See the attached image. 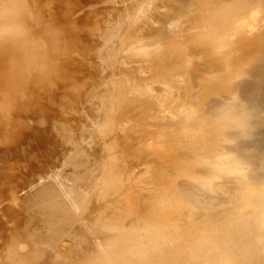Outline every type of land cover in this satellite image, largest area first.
Instances as JSON below:
<instances>
[{"label": "rangeland", "instance_id": "obj_1", "mask_svg": "<svg viewBox=\"0 0 264 264\" xmlns=\"http://www.w3.org/2000/svg\"><path fill=\"white\" fill-rule=\"evenodd\" d=\"M23 1V0H22ZM34 1H38V4L41 6V8H42V10H41V14H42V17H43V19H44V22L42 21V23L41 24H39V25H37L36 24V19L34 18V16L32 15L31 17L30 16H25V18H24V26L26 25L27 26V28H25L26 30H28V31H30V36L32 37L31 39H28V41L30 40L31 41V43H30V41H29V43L27 42V45H28V47H30L29 45H31V47H30V50H31V52L33 51V52H36V48H35V43H36V47H37V40L38 39H36V38H38V37H40V36H43V33H42V29H43V26H45V24L48 26V27H52V29H53V31H55V32H57V34H58V37H59V39L60 40H58V45H60V46H63L62 44L63 43H65V42H67L66 41V39H67V34H64L63 35V33H61L62 31H63V29H64V27H65V22H66V20L64 19V18H66V16H67V13H66V16H65V12H68V13H70V12H72V13H77V12H80L81 10H80V7L81 6H84V7H82L83 9L86 7V8H89L90 6V4H91V1L90 0H46V1H44V0H25V5L26 6H29V7H31L30 5H33V3L32 2H34ZM47 1H48V4H47ZM90 3V4H89ZM23 4H24V2H23ZM28 4V5H27ZM63 4V5H62ZM44 7H43V6ZM46 5V6H45ZM93 5H95V4H93ZM93 5H91V6H93ZM127 5V4H126ZM125 4H124V6H126ZM116 6V5H115ZM120 6H122V4L121 5H119L118 7H120ZM127 6H129V5H127ZM77 8H79V10L80 11H78V9ZM100 8H103V7H99V6H95V8H92L91 10H98V9H100ZM30 9V8H29ZM65 9H66V11H65ZM71 10V11H70ZM71 14V13H70ZM95 14V13H94ZM62 15V16H61ZM83 14H80V15H78V16H74V17H72L70 20H73L75 23H77V22H81L82 23V16ZM133 15V14H132ZM132 15L130 16H128V18H126V20L125 19H120L119 20V22L117 21V22H115L116 21V17H115V19L114 18H112L111 20V24L112 25H114V29H113V31L111 30V31H109L108 32V34H109V36L108 37H110V38H112V39H110V38H108L107 37V39H110V41L109 40H107V46L105 45V46H100V44H97L96 46H89L88 44H86V41H82V42H80L79 44H77V48H75V49H73V51L72 52H75L74 53V57H73V60L75 61L72 65H66L65 64V62H66V58L65 57H63L62 55H59L58 54V56L57 55H55V61L57 62V66H58V73H57V75H55V82L53 83V82H51V84H50V87H48L47 88V86H44V83L42 84V83H37V81H34V79L32 78V76L31 75H29L30 76V79H29V77H27V74H28V71H26V68H25V61H27V60H25L22 56H20L17 60V66H19L18 68H14V69H16L15 70V72H17V73H15L16 75L14 76L13 75V78H9V79H7V81H6V83H5V80H4V73L5 72H7L8 71V69H10V65H8V64H10L9 62H10V53H8L9 51H10V49L9 48H6V47H8V46H4L3 45V49H1L0 51H2V53L0 52V75L2 74V79L3 80H1V76H0V95H1V97L0 98H2V96H4L3 98H2V100L0 99V101H1V103H0V121L1 122H7V121H11V120H9L10 119V114H11V111L10 110H12V112L14 113L15 111H16V109H20V110H22V109H25L24 107H26V109L27 110H24V111H26L25 113L26 114H29V112H31L32 113V117L29 119L28 118V120L30 121V123H27L28 122V120L26 121V120H24V122L26 123V126L27 127H30L31 126V128H34V129H38V130H40V133H42V136L44 137V138H46V141L45 142H42V143H40L39 145V147L37 146V145H35V144H33L34 142V140L33 139H31V135H29V137H28V134H27V136H26V138H27V141H25V139H23V140H21V139H16L15 141H13L11 138L9 139L8 138V136H9V134L10 133H12V131L14 130V129H10V127H8V126H4V125H2V127L0 126V135H1V133H2V135L3 134H5V135H7L6 136V141H4L5 139H3L2 137V139L0 140V176H2V174H9V173H14V174H16V173H21V175L19 176L18 174H16L15 176H14V178H13V180L12 181H9L10 182V186H12L13 187V190H16L17 191V185H19V182L22 180H24L23 178H25V177H23V176H26L27 175V177H28V181L26 182V184H24V182H22L21 181V183L22 184H24V188L25 189H29V188H32L34 185L36 186V185H39V184H41L40 183V181L42 182L43 180V182H42V185L44 184V185H46V186H48L47 188V192L48 191H50L51 190V187H53V185H54V180H53V178H56V175L58 176V179L60 180V181H64L65 183H66V185H67V188H70V187H74L75 188V190L80 194V195H82L83 196V202L81 203V207L78 209V210H76L75 212H73V211H70V212H65V214L64 215H67L68 217H66L67 218V220H66V218H65V220H66V222H65V220L62 218V220H61V222H59V224L60 223H62V221L66 224V225H64L63 223L60 225V226H58V225H56L57 223H55L53 220L51 221L50 220V218H48L46 215H43V212H42V214H41V212H38L37 213V216H36V214H35V218L34 219H32L33 221H32V223L31 224H34V225H36V227L37 228H35V229H33L35 226H33L30 230H32V232L34 231H36V233H31L32 235H33V237H34V239H35V237L37 236V234H38V236H37V238L35 239L36 241L38 240V242H37V244H38V246L39 247H41V249L43 250L41 253H43V254H41V256H40V258L42 259V257H47V258H50V259H47V264H124L125 262L127 263V264H135L134 263V261L135 260H137L139 263L141 262V263H143V261H145L144 262V264H156V262L158 263V264H168V262H169V264H222V262H221V260H219L218 261V258L219 259H221L222 257V253H220V252H216V249L217 248H222V247H219V246H223L224 245V243H223V240H225V239H227V237L229 236H227L226 238H225V236H226V234H228V233H233V232H230V229H232L233 230V228L231 227V226H236V225H242L241 224V222L242 221H240L241 220V218H243L244 216H246L247 214V212H248V210L247 209H243L242 208V206H239L240 204H241V202L240 201H238L239 200V198H237V197H239L240 196V193H241V191L243 190L244 191V187H243V184L245 183V181L246 180H244V179H241L240 180V176H237L238 174H236L235 172L233 173L232 171V167L233 166H230L231 165V163H228V161L227 162H225L226 163V166H225V163H223L224 164V167L223 168H221L222 170L221 171H217V168L218 167H220L219 166V164L221 163L220 161H222V160H224L225 159V157H226V159L230 156V153L228 152L229 150L227 149L226 150V148L228 147V145H226V142L223 144V140L222 139H220V140H222V141H220L221 142V144L220 145H222V148L224 147L225 149H217V147H220L219 146V143L220 142H218L219 141V135H218V133H216V131H215V129L213 130V128L211 127V126H209V124L207 123V122H205L206 121V119L204 118V117H201V119H200V117L199 116H202V109H201V106H200V108H199V106L198 105H195L196 103L195 102H197L198 101V99H194L193 98V95L191 94L192 92H189V91H195V90H197V89H192L191 88V90L189 89L190 87H192V83H191V85L190 84H185L181 79H179V78H181V76L183 77V75L181 74V76H180V74L179 73H177V72H175V73H177V74H175L173 77L172 76H170V74H171V72L173 71V69H174V66L171 64V63H169L168 62V60L167 59H162V58H160V59H162V61L161 62H159V63H156V66H155V63H154V61L155 60H153V61H150V60H148L149 62H152L151 64H154V65H149L146 61H144V62H142V60H141V58H140V60H141V63L140 62H136V61H140L139 59L137 60V57L139 58V56H137V55H135V53L133 52V50H132V47L133 46H135L136 45V43L138 42V40L140 39V37H141V35H139V33H140V31H141V29L140 30H138V28H136L134 25H132L133 24V18H132ZM45 17V18H44ZM102 17L103 16H99V19H102ZM34 18V19H33ZM104 18V17H103ZM106 18V17H105ZM104 18V19H105ZM67 19V18H66ZM80 19H81V21H80ZM65 20V22H64V24H63V22L62 21H64ZM121 21H123L122 22V25H121ZM120 23V24H119ZM125 23V24H124ZM128 23L130 24L129 26H128ZM37 25V26H36ZM64 25V26H63ZM25 26V27H26ZM122 26V27H121ZM134 27V29H130L129 27ZM31 27V28H30ZM29 28V29H28ZM122 30H121V29ZM31 29V30H30ZM59 30H61V31H59ZM107 31V29L104 27V28H97V32H95V34H94V36H92V37H90V38H92V39H95L97 42H99V40H97V39H99L100 38V36L102 35V33L103 32H106ZM135 30V31H134ZM138 30V31H137ZM59 31V32H58ZM137 34H136V33ZM101 35H100V34ZM116 33V34H115ZM99 34V35H98ZM131 34H132V36H131ZM135 34V35H134ZM61 35H63V36H61ZM128 36H129V38H128ZM131 36V37H130ZM133 36L135 37L134 39H133ZM47 37V36H46ZM137 37V38H136ZM65 38V39H64ZM128 38V39H127ZM1 39V38H0ZM36 41H34V40ZM62 39V40H61ZM114 39V40H113ZM3 40V39H2ZM1 40V41H2ZM68 40V39H67ZM5 41V40H4ZM61 41V42H60ZM95 41V42H96ZM116 42V44H115V42ZM3 42V41H2ZM60 42V43H59ZM114 42V43H113ZM100 46V47H99ZM96 47H99V53L100 54H97L96 55V53H98V51H96V50H98ZM108 47H109V49H108ZM88 48V49H87ZM96 48V49H95ZM102 48H105V49H102V51H101V49ZM114 48V49H113ZM9 50V51H5V50ZM34 49H35V51H34ZM110 50V51H109ZM89 51V52H88ZM93 51L95 52V54H93ZM20 52H21V50H20ZM32 52V53H33ZM101 52H102V56H101ZM5 53H6V55H5ZM7 53H8V55H7ZM88 53V54H87ZM78 54V55H77ZM86 54H87V56H86ZM2 55V56H1ZM121 55V56H120ZM122 55L124 56V57H126L127 58V60L128 61H130V62H128V61H126V59H124L123 57H122ZM56 56H57V58H56ZM77 56V57H76ZM95 56H96V58L97 57H99L100 58V60H96V58H95ZM128 56V57H127ZM9 59H7V58ZM120 57V58H119ZM123 59H122V58ZM77 58V59H76ZM99 58H97V59H99ZM133 58V59H132ZM95 59V60H94ZM119 59V60H118ZM129 59H132V62L133 63H131V60H129ZM64 60V61H63ZM133 60H136V61H133ZM164 60V61H163ZM1 61H3V62H1ZM82 61V62H81ZM88 61V62H87ZM89 61H90V63H92V65L91 66H88L87 64H89ZM102 63H101V62ZM118 61V62H117ZM119 61H120V63H121V65L123 64V66H120V65H118V63H119ZM159 60H157V62H158ZM20 62V63H19ZM98 62H100L99 64H98ZM109 62V63H108ZM112 62L113 63H116L117 64V67L115 66V65H113L112 64ZM123 62V63H122ZM124 62H128V64L126 63H124ZM135 62V63H134ZM166 62V63H165ZM27 63V62H26ZM119 63V64H120ZM130 63V64H129ZM161 63V64H160ZM168 64V65H165V64ZM4 64V65H3ZM19 64V65H18ZM103 64V65H102ZM108 66H107V65ZM148 66H147V65ZM169 64L171 65L170 67H169ZM97 65H102L101 67H99V66H97ZM132 65V66H131ZM136 65V66H135ZM141 65L142 67L141 68H139V66ZM163 65V66H162ZM30 65H28V67H29ZM97 68H96V67ZM111 66V67H110ZM114 66V67H113ZM128 66H130V70H129V67ZM134 66V67H133ZM147 66V67H146ZM168 66V67H167ZM173 66V67H172ZM91 67H95L94 69L93 68H91ZM125 67V68H124ZM128 67V69H127V71H124V69L126 70V68ZM131 67H132V72H131ZM164 67H166V68H168L166 71H165V68ZM6 68H8V69H6ZM136 68H138L137 70H134V69H136ZM150 68V69H149ZM152 68H154V69H152ZM170 68V69H169ZM172 68V69H171ZM197 68H199V69H197ZM197 70H193V69H191L190 71H193L191 74V77L193 76H195L196 77V79L198 80V81H209L208 80V78H209V74L208 73H206L205 71H207V70H209V69H205V67H203V69L205 70V71H203V69L201 70L200 68H201V66H197ZM21 69V70H20ZM102 69V70H101ZM118 69V70H117ZM142 69V70H141ZM148 69V70H147ZM158 69V70H157ZM94 70V71H93ZM121 70H123V72H125V73H127V76L129 77L128 79H126L125 77H127L126 75H124V74H122V71ZM129 70V71H128ZM145 70H147L148 72H149V75L151 74V76H155L156 77V75L158 76V75H161L162 73H165V77H157L159 80H157V78H154V76H153V78H154V81H153V78L151 77L150 79H149V75H148V72L147 71H145ZM150 70L152 71V73H154V74H152V73H150ZM156 70H157V73H155L156 72ZM160 70V71H159ZM162 70H164V71H162ZM199 70V71H198ZM107 71V72H106ZM133 71H135L134 72V75H135V73H136V75H138L139 73H140V76L138 75V76H134V75H132L133 74ZM139 71V72H138ZM189 71V72H190ZM199 72L200 73V76L198 75L197 76V74L198 73H194V72ZM201 71L202 72H204V74H201ZM4 72V73H3ZM25 72H26V74H25ZM100 72V73H99ZM129 72H131V73H129ZM138 72V73H137ZM170 72V73H169ZM65 73V74H64ZM144 74V76H142L143 74ZM69 74V75H68ZM103 74V75H102ZM129 74V75H128ZM131 74V75H130ZM147 74V75H146ZM156 74V75H155ZM179 74V75H178ZM195 74V75H194ZM107 75V76H106ZM203 76V78L204 79H202V76ZM91 76V77H90ZM116 76V77H115ZM122 76H124V77H122ZM133 77V78H131V77ZM148 78V80H147V78ZM168 76H170V77H168ZM190 76V75H189ZM205 76V77H204ZM207 76V77H206ZM101 77V78H100ZM114 77V78H113ZM167 77V78H166ZM197 77H199L200 79H198ZM32 78V79H31ZM95 78V79H94ZM99 78H100V80H99ZM104 78H105V80L107 81V82H105L104 81ZM108 78H110V79H108ZM125 78V79H124ZM131 78V79H130ZM138 78H140V79H138ZM141 78H142V80H143V82H137L136 84H135V82L136 81H139V80H141ZM144 78H146V81L144 80ZM207 78V80H205ZM10 79H14V80H11L10 82H9V80ZM27 79V80H26ZM29 79V80H28ZM59 81H58V80ZM73 79V80H72ZM83 79V80H82ZM98 79V80H97ZM111 79H113V80H111ZM137 79V80H136ZM167 79H169V80H167ZM36 80V79H35ZM110 80V81H109ZM125 80H127V81H125ZM133 80H136V81H133ZM141 80V81H142ZM172 80H174V81H172ZM175 80H176V82H175ZM178 80V81H177ZM4 82V84L2 83V82ZM16 81V82H15ZM88 81V82H87ZM100 82V84H99V82ZM168 81V82H167ZM172 81V82H171ZM180 81V82H179ZM182 81V82H181ZM15 83V84H13V83ZM92 82V83H91ZM109 82V83H108ZM186 82V81H185ZM201 82H199V84L201 83ZM8 83V84H7ZM32 83H34V84H32ZM36 83V84H35ZM83 83V84H82ZM96 83H98V84H96ZM105 83V84H104ZM172 83V84H171ZM183 83V84H182ZM187 83V82H186ZM12 84V86H9V85H11ZM19 84V85H18ZM102 84H104L105 86H102ZM107 84V85H106ZM138 84V85H137ZM140 84H142V85H148V86H157V87H161L162 88V90H163V88H164V86H167V84L171 87V93L170 94H165V92L164 91H160V92H162L161 93V95H160V92H158V94H139L138 96H135V95H137L139 92V90H138V87L140 86ZM150 84V85H149ZM152 84V85H151ZM162 84H165V85H162ZM174 85V86H171V85ZM177 84H179V85H177ZM202 84V83H201ZM16 85V86H15ZM37 85V86H36ZM82 85V86H81ZM117 85V86H116ZM186 85V86H185ZM190 85V86H189ZM4 86H6V87H4ZM76 86V87H75ZM99 86V87H98ZM127 86V87H126ZM184 86V87H183ZM3 87L5 88V89H3ZM16 87H20L19 89L18 88H16ZM68 87H70V88H68ZM71 87H72V89H74V92H73V90L71 89ZM79 87H81V88H79ZM87 87H92V89H93V94L95 95V98L94 97H91V99H89L88 98V95H84V93H86L85 92V89L87 88ZM95 88V90H94V88ZM102 87V88H101ZM121 87V88H120ZM141 87V86H140ZM180 87V88H179ZM187 87V88H186ZM189 87V88H188ZM7 88V89H6ZM16 88V89H15ZM51 88V89H50ZM75 88H76V90H78L77 92H76V90H75ZM96 88H100L98 91L96 90ZM123 88V89H122ZM133 88L136 90V92L133 90ZM160 88V89H161ZM173 88V89H172ZM181 88H184L185 89V91H186V94L188 95L189 93V96H187L186 97V94H185V91H184V89H181ZM1 89H3V91L1 90ZM12 89V90H11ZM67 89V90H66ZM71 89V90H70ZM107 89H109L108 91H107ZM126 89V90H125ZM131 89V90H130ZM177 89V90H176ZM14 90H16V92L14 91ZM132 91L133 92H135L136 94H134V93H132ZM183 91H184V93H183ZM70 92V93H69ZM73 92V93H72ZM103 92H105L104 94H103ZM106 92H107V95H105L106 94ZM108 92H109V94H108ZM128 92V93H127ZM129 92L131 93V94H129ZM164 92V93H163ZM189 92V93H188ZM14 93V94H13ZM27 93H28V95H27ZM99 93L101 94V95H99ZM114 93V94H113ZM121 93V94H120ZM124 93L126 94V96L127 97H130L131 95H132V97H134L135 96V100H132L131 99V97H130V100L128 99V98H125V95H124ZM11 94H13V95H11ZM18 94V95H17ZM32 94V95H31ZM98 96H97V95ZM112 94V95H111ZM178 94H180V95H178ZM16 95V96H15ZM30 95V96H29ZM42 95V96H41ZM76 95V96H75ZM105 95V96H104ZM110 95V96H109ZM129 95V96H128ZM162 95H164V96H162ZM170 95V96H169ZM177 95V96H176ZM192 95V96H191ZM196 95H198V97L200 96V98H201V96H202V100H204L203 99V97H208L207 96V94L206 95H204V94H195L194 96H196ZM220 95V97L221 96H224L225 97V95L227 96L228 94H223V95H221V94H219ZM219 95L217 94V96L218 97H216V94L215 95H212V96H215L213 99H219ZM6 96V97H5ZM7 96L9 97V99L7 98ZM77 96H80V97H77ZM103 96V98H101V104L103 103V101H104V103H105V99H107V97H108V99L106 100L107 101V105H109V106H104V107H106L105 109H104V107H102L103 105H105V104H103L102 106H100L101 104L100 103H98V102H100V97H102ZM107 96V97H106ZM154 96V97H153ZM162 96V97H161ZM193 98V99H191V97ZM211 96V95H210ZM210 96H209V99H211L210 98ZM13 97V98H12ZM16 97V98H15ZM20 97H22L21 99H19ZM99 97V98H98ZM104 97H106L105 99H104ZM113 97V98H112ZM140 98L141 99V101L143 100L144 101V106L145 105H147L148 103H150L149 102V100L151 101V103L152 102H154L153 103V105L152 104H148L149 106L147 107H145V109H146V111H147V109H150V106L152 105V106H154V104H155V107H151V111H147L148 113H146V115H145V117H144V115L143 116H136V114L135 113H137V115H140V114H138V113H140V111L142 110V108L144 107L143 105H142V107L140 108L141 110L139 111V108L138 107H140V106H137L138 104L137 103H140V102H138V99L137 98ZM166 97V98H165ZM171 97V98H170ZM178 97V98H177ZM189 97V98H188ZM197 96H196V98H198ZM5 98V99H4ZM7 98V99H6ZM17 98H18V100H17ZM75 98V99H74ZM77 98V99H76ZM84 98V99H83ZM86 98V99H85ZM88 98V99H87ZM92 98H93V100H92ZM112 98V99H111ZM115 98L116 99H118V100H115ZM143 98V99H142ZM149 98V99H148ZM157 100H156V99ZM168 98H170V99H168ZM15 99V100H14ZM47 99V100H46ZM97 99V100H96ZM114 99V100H113ZM123 99H124V101H123ZM127 99H128V102H129V104H128V102L126 103L125 101H127ZM134 99V98H133ZM144 99H146L147 101H148V103L147 102H145L146 100H144ZM205 99H207L208 100V98H205ZM9 102V103H7V101ZM11 100H12V102H11ZM20 100V101H19ZM68 100H69V102H68ZM90 100H92L91 102H90ZM103 100V101H102ZM159 100H160V102H159ZM178 102H177V101ZM183 100V101H182ZM200 100V99H199ZM6 101V102H5ZM86 101H88L90 104H91V106H89L88 105V103L86 104ZM110 101V102H109ZM133 104H136L135 106V108H134V105L132 106V103ZM136 103H135V102ZM204 101H206V100H204ZM204 101H201V102H204ZM14 102V103H13ZM80 102V103H79ZM117 102H119L118 104H117ZM123 102V103H122ZM124 102L126 103V104H128V105H130L131 104V106H129V108L131 107H133V109H135L136 111H133L131 108L129 109V108H127V110L129 109L130 110V112H128V113H132L131 115L130 114H127L129 117H131L130 118V120H132V121H134L135 119H138V120H136L139 124H141L140 125V127H139V124L137 123V122H135L134 121V123H131L132 121H130L129 122V119H127V118H129L126 114H125V116H127V117H125L124 116V113L122 114V112H123V108H126V107H124ZM158 102V103H157ZM165 102V103H164ZM167 102V103H166ZM182 102V103H181ZM189 102H190V104H189ZM194 102V103H193ZM201 102H197V103H199V105H200V103ZM4 103H5V105H8V107H3L4 106ZM33 103V104H32ZM36 103H38L37 104V106H36ZM78 103H79V105L81 106L82 104H83V106L81 107V109L79 108L80 106H78ZM94 103V104H93ZM97 103V104H96ZM179 103V104H178ZM193 103V105H195V106H193V105H191ZM2 104V105H1ZM21 104L23 105L22 106V108H21ZM93 104V105H92ZM99 104V105H98ZM114 104V105H113ZM121 104H123L122 106H123V108H122V106H121ZM125 104V106H127L128 107V105H126ZM141 104H143V103H140L139 105H141ZM159 104V105H158ZM170 104V105H169ZM182 106H181V105ZM20 105V106H19ZM29 105V106H28ZM34 105V106H33ZM58 105V106H57ZM62 107H61V106ZM95 105V107H97V110L95 109V107H93ZM97 105V106H96ZM113 105V106H112ZM157 105H158V107H157ZM173 105V106H172ZM57 106V107H56ZM72 107V108H70V107ZM98 106H100L103 110H109L110 109V111H114V114L112 113V112H108L107 111V113H105V111H102V109L99 107L98 108ZM111 106L113 107V108H111ZM160 106V107H159ZM164 106V107H163ZM167 106H168V108H167ZM170 106V107H169ZM4 108V110H6L8 113H9V115H8V113L5 111V112H3L4 110H3V108ZM64 107L66 108V109H64ZM157 107V112H156V110H155V112L154 111H152L153 109H155ZM195 107H197L196 109H197V111H196V109H194ZM8 108V109H7ZM9 108H10V110H9ZM13 108V109H12ZM54 109V111H56V113H57V116H58V123H59V126L62 128V127H64L65 129H66V131L65 130H63V131H65V132H62L61 131V136L62 137H60L59 135H56V133H57V131H55V130H53V129H51V128H49L48 126H47V123H45L46 121H47V119L45 118V116H38V117H35L34 116V114H33V112L34 111H38V110H41V111H43V110H45V109ZM69 110H68V109ZM108 108V109H107ZM119 108H121V110L119 109ZM138 109V111H137V109ZM164 111H161V109ZM72 109V110H71ZM73 109H75V110H73ZM96 110L95 112L93 111V110ZM99 109V110H98ZM101 109V110H100ZM182 109V110H181ZM9 110V111H8ZM81 110H83V112H81ZM90 110V111H89ZM127 110L125 109L124 111L125 112H127ZM128 110V111H129ZM160 110V111H159ZM171 110V111H170ZM173 110H175V111H173ZM201 110V111H200ZM76 113H75V112ZM102 111V112H101ZM122 111V112H121ZM145 110H142L141 111V113L143 114V113H145L144 112ZM182 111V112H181ZM198 111H200V112H198ZM80 112H81V114H80ZM94 112V113H93ZM97 112V113H96ZM104 113V115L103 114H101V113ZM116 112H118V114L116 113ZM119 112H121V114H122V116H119ZM153 112V113H152ZM159 112H163V114H161V113H159ZM179 114H178V113ZM192 112V113H191ZM5 113V114H4ZM83 113H85V115L83 114ZM96 113V114H95ZM109 113H110V115H109ZM150 113V114H149ZM154 113L156 114V117H154V116H151V114L152 115H154ZM157 113H158V115H157ZM167 113H169V118L168 117H166V115H167ZM171 113V114H170ZM184 113V114H183ZM199 113V114H198ZM83 114V115H82ZM91 114H92V116H91ZM115 114H117L118 116V118H119V120H122V118L124 119V118H126V119H124V120H122L123 122H126L127 123V125H126V123H123L122 121L120 122V123H118L119 121H118V118L117 117H115L114 115ZM141 114V115H142ZM147 114L148 115H150L151 116V118H149L150 116H147ZM166 114V115H165ZM5 115H7V119H6V116ZM162 115H163V119L164 120H167V121H169L170 123H177V126L176 125H173V124H171V125H173L175 128H174V131H172L171 132V129H173V126H169L170 125V123L168 124V122H166V121H163L162 120ZM174 115H179V116H174ZM182 115V116H181ZM1 116H3V118L5 117V119H3ZM8 116H9V118H8ZM99 116V117H98ZM102 118H101V117ZM107 116V117H106ZM124 116V117H123ZM136 116V118H134ZM158 116H160V118L158 117ZM40 117H41V121H40ZM88 117V118H87ZM97 117V118H96ZM121 117V118H120ZM138 117H140V118H138ZM143 117V119H141ZM172 117V118H171ZM20 118H22V116L20 117ZM19 118V119H20ZM96 119V121H95V119ZM114 118L115 119H117V121L116 120H114ZM147 118V119H146ZM153 118H155V119H157V121H156V123L158 124V128H159V126H160V129L158 130H155V131H157L156 133H155V131H154V129H156L157 127H153L152 125H150L149 124V126H147L148 125V121L147 120H149L150 122H151V124H155V122L153 123L152 121H154V119ZM183 118V119H182ZM19 119H17V120H19ZM92 119V120H91ZM103 121H102V120ZM139 119H140V121H139ZM162 120V121H160V123H159V120ZM170 119V120H169ZM177 119V120H176ZM179 119V120H178ZM200 119V120H199ZM7 120V121H6ZM32 120V121H31ZM84 120H86L85 122H83ZM87 120L89 121V122H87ZM95 122H94V121ZM106 120V121H105ZM127 120V121H126ZM145 121L147 124H146V126H144L143 124H145V122H143V121ZM172 120V121H171ZM192 120V121H191ZM61 121V122H60ZM99 121H101V122H99ZM112 121V122H111ZM176 121V122H175ZM44 122V123H43ZM79 122V123H78ZM83 122V123H82ZM87 122V123H86ZM93 122V123H92ZM118 123V124H116L115 125V123ZM163 122V123H162ZM164 122H166L165 123V125H167V126H165L164 125V127L162 126L161 127V125H163L164 124ZM180 122V123H179ZM184 122V123H183ZM188 122V123H187ZM66 123V124H65ZM81 123H82V125H81ZM88 124V125H84L83 126V124ZM103 123V124H102ZM136 123V125H131V124H135ZM143 123V124H142ZM162 123V124H161ZM190 123V124H189ZM206 123V124H205ZM5 124V123H4ZM68 124V125H67ZM90 124V125H89ZM97 124V125H96ZM101 124V125H100ZM107 124H110V125H107ZM120 124V125H119ZM159 124H161V125H159ZM180 124H182L183 125V127H180V129H178V125L179 126H182V125H180ZM192 124V125H191ZM103 125V126H102ZM124 125L127 127V128H125L124 127ZM131 125V126H130ZM138 125V126H137ZM185 125V126H184ZM204 125V126H203ZM88 126V127H87ZM96 126H98V127H96ZM105 126V127H104ZM129 126V127H128ZM134 126V127H133ZM147 127L146 128V131H145V129L142 131V136H144V134H146V136H145V138L144 137H142V138H144L142 141H140L139 143L141 144V145H143L142 143L144 142L145 143V146L147 147L148 146V148H147V151H146V148H145V146H140V144L139 143H135V141L134 140H132L131 142V144L129 143L130 142V140H131V138H135V140H136V138L137 137H134L135 135H138V134H131L132 132H133V129L135 130V132L136 131H138L140 128H141V130H142V127ZM152 126V127H151ZM170 127V128H167V130H169L170 129V131H168V133L167 132H165V133H167V134H162L164 131H162V130H165L166 131V129H165V127ZM195 126V127H194ZM206 126V127H205ZM207 126H208V128H207ZM4 127V128H3ZM24 127H25V125H24ZM80 127H84L85 129H86V131L88 132H90L91 133V135L93 136V138H92V142H89V139H85V141H83V142H80V144H78V148L76 147V148H73V146L72 145H70V143L72 142V140L70 139V138H75V134H77L81 129H80ZM90 127H92V128H90ZM100 127V128H99ZM120 127H122L121 129H120V131H122V132H120L119 131V128ZM131 127V128H130ZM137 129H136V128ZM139 127V128H138ZM177 127V128H176ZM210 127V128H209ZM96 130H95V129ZM97 128H99V129H97ZM117 128V129H116ZM123 128H125V129H123ZM128 128L129 129H131V130H129V132L127 131L128 130ZM149 128H152V129H149ZM154 128V129H153ZM195 128V129H194ZM50 131H49V130ZM104 129V130H103ZM114 129V130H113ZM127 129V130H126ZM147 129H148V131H147ZM175 129H178L180 132H181V135H183L184 134V136H180V132H178V130H177V132H175ZM183 129V130H182ZM186 129V130H185ZM193 129V130H192ZM196 129H198V130H196ZM201 129V130H200ZM73 130V131H72ZM92 130H93V132H92ZM99 130V132H98V134H97V132L96 131H98ZM111 130H112V132H111ZM152 130H153V132H152ZM182 130V131H181ZM213 130V131H212ZM5 131H6V133H5ZM49 131V132H48ZM70 131V132H69ZM103 131V132H102ZM123 131H124V134H123ZM126 131V132H125ZM188 131V132H187ZM208 131H211V132H208ZM215 131V132H214ZM102 132V133H101ZM106 132H108V133H106ZM117 132V133H116ZM134 132V133H135ZM146 132V133H145ZM149 132V133H148ZM150 132H152V133H150ZM169 132H170V137H169ZM173 132H175V134H179V138H184V139H186V140H183L184 142H183V144L181 143H179L180 141H182L181 139H179V140H177L176 138H178L177 137V135H174V134H172ZM126 133V134H125ZM136 133H138V132H136ZM156 135H155V134ZM161 133V134H160ZM189 133V134H188ZM201 133V134H200ZM212 133V134H211ZM215 133L218 135H216V137H217V139H215ZM96 134V135H95ZM117 134H118V136H117ZM158 134V135H157ZM208 134H209V136H208ZM1 135V136H2ZM100 135V136H99ZM123 135H126V136H124V137H122ZM131 135V136H130ZM148 135V136H147ZM149 135H151V136H149ZM153 135H155V136H153ZM161 135V136H160ZM164 135V137H162ZM166 135V136H165ZM171 135L173 136V137H171ZM196 135H197V137H196ZM202 135V136H201ZM207 135V136H206ZM210 135H214L213 137L212 136H210ZM31 136V137H30ZM153 136V137H152ZM160 136V138H158ZM185 136H187V138L185 137ZM200 136V137H199ZM122 137V138H121ZM130 139H129V138ZM139 137V136H138ZM168 139H167V138ZM189 137V138H188ZM192 137V138H191ZM199 137V138H198ZM208 137L210 138V139H208ZM211 137H212V139H211ZM28 138H30V140H28ZM99 138V139H98ZM123 138H125V139H123ZM126 138L127 139H129V140H126ZM140 138V137H139ZM142 138H140L139 140H141ZM151 138V139H150ZM154 138V139H153ZM162 138H164L163 139V141H164V143L166 144H164L165 146H163V148L162 149H160V147H159V145H157L156 143H157V141L159 142V139L160 140H162ZM202 138V139H201ZM106 139V140H105ZM170 139H172V140H170ZM173 139L175 140V142L176 141H178V143H174V141H173ZM190 139H192V141H193V143H191L190 145L192 146H187L186 148L184 147V146H186L187 144L189 145V143H190ZM201 139V140H200ZM10 140V141H9ZM31 140H32V142H31ZM120 140V141H119ZM138 140V141H139ZM147 140V141H146ZM171 143L172 141H173V144H175V146L174 145H171L168 141ZM205 140H208V141H205ZM209 140L210 141H212V143L213 144H215V146H217V147H213V144H211L212 145V147L210 146V142H209ZM216 140H217V142H218V144H217V142H216ZM124 141V142H123ZM126 141H128L127 143H126ZM138 141H136V142H138ZM147 143H146V142ZM191 141V142H192ZM202 141V142H201ZM8 142V143H7ZM28 142V143H27ZM36 142V141H35ZM120 142V143H119ZM152 142L154 143V144H152ZM156 142V143H155ZM187 142H189V143H187ZM199 142H201V143H203V145L204 144H206V146L207 147H209L208 149H205V148H203V147H205V145L203 146V145H201V143H199ZM207 142L209 143V144H207ZM216 142V143H215ZM32 143V144H31ZM49 143V144H48ZM58 143V144H57ZM101 143V144H100ZM118 143H119V145H118ZM129 143V144H128ZM195 143H199L200 145V147H201V149H200V147L198 148V146L195 144ZM121 144V145H120ZM126 144V145H125ZM149 144V145H148ZM158 146V147H156V145ZM159 144V143H158ZM180 144V149H181V145H182V149H181V151L179 150V151H177L178 150V145ZM186 144V145H185ZM101 145V146H100ZM133 145V146H132ZM150 145H152V147L154 148V146H155V148H154V150H153V148H149V146ZM154 145V146H153ZM194 145H196V146H194ZM209 145V146H208ZM66 146V147H65ZM124 146V147H123ZM141 147L140 149H138L137 147ZM162 146V145H161ZM171 146V147H170ZM226 146V147H225ZM123 147V148H122ZM130 147V148H129ZM143 147L145 148V149H143ZM164 147H167L166 149H165V152H166V150H167V154H165V152H164ZM193 148V149H191V148ZM206 147V148H207ZM69 148V149H68ZM174 148H175V151L176 152H174ZM196 148V149H195ZM39 149V150H38ZM41 149V150H40ZM67 149V150H66ZM98 149V150H97ZM101 149V150H100ZM123 149V150H122ZM127 149V150H126ZM136 149L137 150H139V151H136ZM188 149V150H187ZM195 149V150H194ZM213 149V150H212ZM215 149V150H214ZM46 150V151H45ZM135 150V151H134ZM142 150V151H141ZM152 151L154 154H152V152H149V151ZM158 150V151H157ZM160 150V151H159ZM184 150H187L188 152H193V155H191V157H192V159H198L199 157H200V160H197V161H199V162H197L195 159L194 160H192V162H191V160H190V166H193V169H190V171H192V173L190 174V172L188 171V169L189 168H192V167H190V166H187V164H186V162L187 161H185L186 160V158L184 157L185 155H184V152H187V151H184ZM193 150V151H192ZM199 150H200V152H202L203 151V153H201V154H203L204 156H200V152H199ZM202 150V151H201ZM207 152H206V151ZM208 150H211L212 152L214 151V152H216L215 154L216 155H218L217 157H216V155L214 154V156L211 154V153H209L208 154V152H211V151H208ZM217 150H222V154H221V152L219 153ZM36 151V152H35ZM76 151H79V152H82L81 154L84 156V158H85V160H87L89 163L87 164V168L86 167H84V168H80V166H79V168H77V169H73V168H71L70 166H69V164L67 165V163H64L63 162V160L61 159V155H63L64 153H67V152H69V153H77ZM154 151H156V152H154ZM163 151V152H162ZM168 151H170V153H168ZM194 151H196V152H194ZM225 151L228 153V155L229 156H226V155H224L225 154ZM14 152H17V156H14ZM105 154H104V153ZM173 152V153H172ZM180 152V153H179ZM204 152H206V153H204ZM102 153H103V156H101L102 155ZM156 153V154H155ZM158 153V154H157ZM163 153V154H162ZM183 153V154H182ZM195 153L197 154V155H195ZM198 153H199V155H198ZM226 153V154H227ZM164 154H165V156H164ZM170 154V155H169ZM171 154H173L172 155V159L174 158L175 159V161H174V159L171 161ZM174 154H175V156H174ZM177 154V155H176ZM192 154V153H191ZM207 156H206V155ZM220 154V155H219ZM133 155V156H132ZM136 155V156H135ZM152 155H153V157H152ZM155 155V156H154ZM168 155V156H167ZM182 155V156H181ZM213 157H211V156ZM223 157H222V156ZM99 156V157H98ZM101 156V157H100ZM161 156V157H160ZM164 156V157H163ZM194 156H197V158L196 157H194ZM199 156V157H198ZM208 156H210L209 157V159L206 161V158H208ZM149 157V158H148ZM170 158V160H169V158ZM176 157H177V159H179V160H177L176 159ZM184 157V158H183ZM201 157H203V158H201ZM204 157H205V162H207V164L206 163H203L204 161L202 160V159H204ZM214 157H215V160H214ZM219 157H220V159H219ZM153 158V159H152ZM166 158H167V160H166ZM183 158V159H182ZM92 159V160H91ZM166 160V163H165V160ZM185 159V160H184ZM211 159H212V161H211ZM59 160V161H58ZM155 160H157L158 162H156ZM160 160H162L161 162H160ZM182 160L184 161V162H182ZM202 160V161H201ZM20 161H22V162H20ZM37 162L39 165V169H34L33 170V172L32 173H30L29 172V170H28V167L27 166H29V162ZM86 161V162H87ZM106 161V162H105ZM118 161V162H117ZM180 161V162H179ZM216 161V162H215ZM2 162V163H1ZM127 162V163H126ZM147 162V163H146ZM169 162V163H168ZM170 162H172V163H170ZM182 162V163H181ZM196 162V163H195ZM200 162H201V164H200ZM5 163V164H4ZM51 163V164H50ZM162 163H164V164H162ZM168 163V164H167ZM178 163V164H177ZM188 163V162H187ZM214 163H216V164H214ZM55 164V165H54ZM165 164H166V166H165ZM172 166V168H170V165ZM173 164H175V165H177L178 167L180 166V169L178 170L176 167H174L173 166ZM180 164H184V165H186L185 167H186V169H184V166L182 167L183 168V171H181V165ZM197 164V169H196V166H195V168H194V165H196ZM203 164V165H202ZM222 164V165H223ZM228 164H230V165H228ZM16 165V166H15ZM137 165V166H136ZM202 165V166H201ZM221 165V166H222ZM11 166V167H10ZM69 166V167H68ZM95 166H97V169H95V170H92V168L93 167H95ZM127 166L129 167V168H127ZM165 166V167H164ZM169 168H168V167ZM204 166V167H203ZM211 166V167H210ZM231 168H229V167ZM44 167V168H43ZM47 167H50L49 169L47 168ZM98 167H99V169H98ZM156 167V168H155ZM187 167H189L188 169H187ZM202 169H201V168ZM208 169H207V168ZM215 167H216V170H215ZM225 167H227L226 169H230L231 170V173L229 172L230 170L228 169V171H225V170H223ZM141 168V169H140ZM159 168V169H158ZM163 168V169H162ZM173 168H176V169H173ZM212 168V169H211ZM49 171H48V170ZM136 169V170H135ZM157 169V170H156ZM168 169H170V170H168ZM176 170V172H174V171H172V170ZM205 169V170H204ZM10 170H12V171H10ZM38 170V171H37ZM59 170V171H58ZM126 170V171H125ZM178 170V171H177ZM184 170H187L186 172H188V173H186V172H184ZM195 172H194V171ZM202 170V171H201ZM215 170V171H214ZM42 171H43V174H41L42 173ZM49 173H48V172ZM113 172L117 177H118V179H119V188L118 189H114V190H110V191H108V192H106L105 193V191L103 192V188H101V180H102V178L107 174V172ZM136 171V172H135ZM170 171V172H169ZM180 171V172H179ZM199 173H198V172ZM211 171H214V172H211ZM41 172V173H40ZM149 172V173H148ZM174 174H173V173ZM178 172V173H177ZM195 174H194V173ZM200 172H203L202 174L200 173ZM217 172H218V174H217ZM34 173V174H33ZM39 173H40V175H39ZM48 173V174H47ZM181 173H183V175L181 174ZM210 173V174H209ZM220 173V174H219ZM223 175H222V174ZM31 174H32V176H31ZM89 174V175H88ZM171 174V175H170ZM178 176H177V175ZM196 174H199V175H196ZM201 174V175H200ZM213 174V175H212ZM30 175V176H29ZM33 175H35V176H33ZM46 175V176H45ZM166 175V176H165ZM169 175H170V177H172V178H170L169 177ZM185 175V176H184ZM40 176V177H39ZM43 176H45V177H43ZM164 176H165V178H166V180H165V178H164ZM176 176V177H175ZM180 176V177H179ZM188 176V177H187ZM197 176H199V177H197ZM18 177V178H17ZM22 177V178H21ZM36 177H39V179H37ZM79 177H81V178H84V180L83 181H81V182H78L77 181V183L75 182V179H78ZM158 177V178H157ZM162 177V178H161ZM197 177V178H196ZM238 177H239V180H238ZM43 178V179H42ZM45 178L48 180V181H46L45 180ZM169 178V179H168ZM173 178H175V179H173ZM178 178V179H177ZM184 178V179H183ZM230 178V179H229ZM234 178V179H233ZM242 178V177H241ZM20 179V180H19ZM27 179V178H26ZM42 179V180H41ZM179 181H177V180ZM192 179V180H191ZM200 179V180H199ZM34 181V182H31L30 183V181ZM158 180V181H157ZM187 180V181H186ZM189 180H191V181H189ZM235 180H236V182H235ZM92 181V182H91ZM170 181V182H169ZM172 181L174 182L173 183V185H171L172 184ZM183 181V182H182ZM225 181V182H224ZM239 181H241V182H244V183H241V182H239ZM16 182H18L17 184H16ZM38 182V183H37ZM86 182V183H85ZM168 182H169V184H168ZM200 182V183H199ZM203 182V183H202ZM238 182V183H237ZM27 183H29V185L31 184V186L30 187H28L29 185H27ZM34 183H36V184H34ZM46 183V184H45ZM161 183H162V185H161ZM181 183H186V185L188 186V190L187 191H190V192H192V194L193 195H195L194 196V198H195V200L198 198V199H201V200H198L197 199V201H192V200H190L191 199V197H190V195L188 196L187 194V196H188V198H186V195L184 194L185 192H186V189H184V190H181V189H183L182 188V186H181ZM196 183V184H195ZM213 183V184H212ZM217 183V184H216ZM21 184V185H22ZM34 184V185H33ZM48 184V185H47ZM94 184V185H93ZM159 184V185H158ZM176 184V185H175ZM200 184V185H199ZM204 184V185H203ZM14 185V186H13ZM33 185V186H32ZM153 185H154V187H153ZM156 185H158V186H156ZM161 185V186H160ZM167 185V186H166ZM176 187H175V186ZM178 185V186H177ZM199 185V186H198ZM87 186V187H86ZM156 186V187H155ZM174 186V187H173ZM202 186V187H201ZM50 187V188H49ZM55 187V186H54ZM166 189V190H164V188ZM169 187V188H168ZM174 189H173V188ZM191 187V188H190ZM239 187H241V188H239ZM85 188V189H84ZM180 190H179V189ZM190 188V189H189ZM199 188V189H198ZM238 188V189H237ZM169 189H170V191H169ZM175 189H177L176 191L178 192H176V193H174L175 192ZM160 190H161V192H160ZM173 191V193H172V191ZM197 190V191H196ZM181 191V192H180ZM183 191H185V192H183ZM206 191V192H205ZM208 191V192H207ZM242 191V192H243ZM165 194H164V193ZM166 192H167V194H166ZM170 192V193H169ZM183 192V193H182ZM195 192V193H194ZM161 193V194H160ZM163 193V194H162ZM186 193H188V192H186ZM150 194V195H149ZM155 194V195H154ZM157 194V195H156ZM159 194V195H158ZM176 195V197H175V195ZM191 194V196H193ZM154 195V197L152 198L151 196H153ZM161 195H163V196H161ZM178 195H182L181 197L180 196H178ZM184 195H185V197H184ZM197 195V196H196ZM205 195V196H204ZM149 196V197H148ZM178 196V197H177ZM150 197H151V199H150ZM197 197V198H196ZM94 198V199H93ZM177 198H178V200H177ZM182 198H184V200H188L187 201V204H186V201L184 202L183 200H179V199H182ZM194 198H192V199H194ZM220 198V199H219ZM230 198H231V200H232V202H231V200H230ZM150 201H149V200ZM176 199V200H175ZM202 199H203V202H202ZM206 201H208L207 203L205 202V200ZM227 199V200H226ZM238 199V200H237ZM142 201V202H141ZM146 201L148 202H150V203H147L149 206L150 205H152V208H150L149 209V207H148V205H146ZM177 201L179 202V203H177ZM190 201H192V203L194 204H192ZM199 201V202H198ZM201 201V202H200ZM205 202V203H204ZM212 202V203H211ZM227 202V203H226ZM158 203V204H157ZM191 203V204H190ZM197 203H199V204H201V205H199V204H197ZM203 203H204V205H203ZM216 203V204H215ZM144 204V205H143ZM205 204H206V206L208 205H210L211 204V206L210 207H213L214 206V208L218 211V210H221V209H225L226 208V210L228 211H226V214L227 215H224L223 213H225V210L223 211V210H221V213L220 214H218L219 213V211H218V213L215 211V209L213 208H211L212 210H214L218 215L216 216V218L219 216V215H221V216H219L218 217V219H216L217 220V222L215 223V225L217 226L218 225V221H220V219H222V220H224L225 221V218H226V220H228V219H231L232 221H233V223H228L229 221L231 222V220H229L227 223V225H230V226H227L225 229L227 230V232H226V230L224 229H220L219 228V226H217V227H215V225H213L214 224V222H213V220H214V218H213V220L211 221V220H208V216H209V214L212 216L213 214H211V213H209V211L208 212H206L205 210ZM196 205H198V208L196 209ZM225 205V206H224ZM227 205V206H226ZM234 207H233V206ZM157 206H159V207H157ZM199 206L201 207L200 208V211H203L204 209V213H205V216H206V214H207V216H206V219L205 218H203V216H204V214H201L202 215V217H201V215H200V212L198 213L197 212V210H199ZM207 206V208H210V207H208ZM239 206V207H238ZM139 207V208H138ZM142 207V208H141ZM151 207V206H150ZM219 207V208H218ZM237 207V208H236ZM83 208H84V210H83ZM138 208V209H137ZM157 208V209H156ZM231 209V210H228V209ZM234 208V209H233ZM203 209V210H202ZM242 209V210H241ZM140 210V211H139ZM141 210H142V212H141ZM146 210V211H145ZM184 210V211H183ZM233 210V211H232ZM238 210H239V212L241 213L242 212V214H243V212L245 213V214H243L244 216L243 217H241L242 216V214H238L239 212H238ZM241 210V211H240ZM24 211V216H25V214H27V212L25 213V209L23 210ZM38 211V210H37ZM138 211V212H137ZM247 211V212H246ZM139 212L141 213V215L139 214ZM202 212V213H203ZM215 212H213V213H215ZM233 213V214H235V215H233V214H231V213ZM238 212V213H237ZM40 213V214H39ZM70 213V214H69ZM145 213V214H144ZM184 213V214H183ZM194 213H196V214H194ZM209 213V214H208ZM216 213H215V215H216ZM39 214V215H38ZM62 214V215H63ZM146 214H148L149 215V217H151V218H148V215H146ZM154 214H156V215H154ZM189 214V215H188ZM198 214L200 215V216H198ZM230 214V215H229ZM40 215H42V216H40ZM144 215H146V216H144ZM192 215H193V218H192ZM223 215V216H222ZM233 215V216H232ZM140 216V217H139ZM143 216V217H142ZM197 216V217H196ZM204 216V217H205ZM211 216H209V217H211ZM238 216H240V218L238 217ZM38 217H39V220L40 219H43L44 221H42L41 223L43 224V225H41V223H39L40 221L39 220H37L38 219ZM44 217H47V218H44ZM90 217H92V218H90ZM201 218V220H202V218L203 219H205V220H202V221H200L199 219ZM215 217V216H214ZM222 217V218H221ZM228 217H231V218H228ZM144 218H145V220H144ZM196 218V219H195ZM199 218V219H198ZM220 218V219H219ZM232 218H234V219H232ZM237 218V219H236ZM35 219H36V221H37V223H39V224H37V223H35L36 221H35ZM49 219V220H48ZM71 219V220H70ZM192 219V220H191ZM197 219L199 220V221H197ZM209 219H211V218H209ZM76 220H77V222H76ZM100 220V221H99ZM126 220V221H125ZM128 220H129V222H128ZM133 220V221H132ZM208 220V221H207ZM215 220V221H216ZM35 221V222H34ZM50 221V222H49ZM205 223H204V222ZM238 221V222H237ZM44 222V223H43ZM48 222V223H47ZM54 222V223H53ZM98 222H101V223H98ZM137 222V223H136ZM200 222V223H199ZM204 224H203V223ZM210 222V223H209ZM213 222V223H212ZM240 222V223H239ZM50 223V224H49ZM127 223V224H126ZM141 223H142V225H141ZM157 225H156V224ZM212 223V224H211ZM45 224H48V226L50 225V226H54V224L56 225V226H58V228L59 229H62V231H60V230H58V228L55 226L54 228H51V229H53V230H55V231H53V230H49L48 231V229H50L49 227H46L47 225H45ZM51 224H53V225H51ZM68 224V225H67ZM75 224V225H74ZM87 224V225H86ZM101 224H109L111 227L110 228H108V229H106V228H103L102 226H101ZM232 224H235V225H232ZM37 225H39V228H41V227H46L47 229V231L45 232V229H44V233H42L43 231V229L39 232L38 230H40L39 228H38V226ZM41 225V226H40ZM68 226L69 228H71L72 230V232L70 231V229L68 230V227H66L67 228V233H66V228L65 229H63V226ZM78 225H82L81 227L80 226H78ZM139 225L141 226V227H139ZM193 225V226H192ZM210 225V226H209ZM32 226V225H31ZM71 226H74V227H71ZM78 226V227H80L79 229H77L76 227ZM144 226V227H143ZM197 226V227H196ZM239 226V228H241ZM74 228H76L75 229V231L77 232L78 230H79V232L78 233H80L79 235H78V233H76V232H74ZM213 228V229H212ZM220 229L221 231H222V239L220 238V235H221V233L219 232L220 230H217V229ZM238 228V227H237ZM237 228H235V229H237ZM239 228L237 229L238 231H236V233L234 232L233 234H237V233H239V234H242L243 233V231H242V233L240 232L241 230H239ZM56 229H57V231H56ZM84 229V230H83ZM163 229V230H162ZM65 230V231H64ZM135 230V231H134ZM207 230H208V232H207ZM260 230V229H259ZM60 231V232H59ZM136 231H137V233H136ZM164 231V232H163ZM223 231H224V233L225 234H223ZM39 232V233H38ZM48 232H50V234L48 233ZM51 232H52V234H51ZM57 232V235L55 236L53 233H56ZM71 232V234L73 233H76V234H74V236L75 237H77V236H79V237H77L78 239L76 240V242L75 241H73L74 240V236H71V235H69L68 233H70ZM82 232H84V235H86V236H83V234H82ZM142 232H149V233H151L152 234V238H155V239H153L152 240V242L151 243H154V242H159V244H157V243H154V244H157L160 248V251H158V250H156V253H154L153 252V254L151 253L148 257L149 258H145V259H142V258H140V257H137L136 255V253H138L139 251L141 252L142 250H145L146 249V247L148 246V242L147 243H141L139 240H138V234L139 233H142ZM246 232H251V231H246ZM65 233H66V235H65ZM167 233V234H166ZM220 235H219V234ZM245 233V232H244ZM212 234V235H211ZM239 234L238 235H236V236H239ZM245 234H248V233H245ZM250 234H252V237H253V235L255 234V233H253V232H251ZM249 234V235H250ZM53 235V236H52ZM71 236L72 237V240H71V238H68V240H67V238L65 237V236ZM224 235V236H223ZM231 235V234H230ZM92 236V237H91ZM164 236V237H163ZM232 236V235H231ZM231 236H230V238H231ZM235 236V235H234ZM234 236H232V238L231 239H233L232 240V242L230 241V243H233L234 242V244H236L238 241V239H239V241H240V243H238V244H244V243H246V244H248V241H246L245 242V239L243 240L242 238H244L246 235H244V237H242L241 236V238H240V236L238 237V239L236 240V239H234L235 237ZM65 237V238H64ZM81 237H83V238H81ZM86 237V238H85ZM166 237V238H165ZM217 237V238H216ZM249 237V236H248ZM248 237L246 236V240H249V242L251 241V245H252V247L250 246V245H247L246 246V248H248V247H250V248H253V250H252V252L253 253H256V252H258L257 254H254V255H256V256H258V254L260 253V255H262V257H263V252L264 251H260V248L258 247H256L257 249L255 250V245H257V241H254V240H256V239H254V237L252 238L251 237V235H250V237L252 238H249L248 239ZM214 240H213V239ZM216 238V239H215ZM224 238V239H223ZM229 237H228V241L226 240V242H228L227 243V245L228 244H230L229 243V239H230ZM44 239V240H43ZM76 239V238H75ZM82 239V240H81ZM86 239H88V240H90V241H88V240H86ZM201 239H203V240H201ZM210 239V240H209ZM242 239V240H241ZM254 239V240H253ZM79 240V241H78ZM91 240H92V242H91ZM122 240V241H121ZM135 240H137V241H135ZM207 240V241H206ZM217 240V241H216ZM254 242H253V241ZM40 241V242H39ZM66 242L65 244L63 243V245H60V244H62V243H60V242ZM70 241H72V242H74V243H72V242H70ZM123 241H125V242H123ZM154 241V242H153ZM175 241V242H174ZM222 241V242H221ZM244 243H243V242ZM86 242V243H85ZM124 244H129L128 246H126V247H128V249L126 248V247H123L124 245H122V243ZM138 243V245H137V243ZM170 242V243H169ZM204 242V243H203ZM225 242V241H224ZM226 242H225V247H226ZM70 243V244H69ZM118 243H121L120 245H122V247L123 248H126V250L125 249H121V248H119L118 247ZM218 245H217V244ZM223 243V244H222ZM254 243V244H253ZM77 244V245H76ZM80 244H81V247L83 248H81L80 247ZM88 244H90V245H88ZM93 244V245H92ZM130 244H132V248H131V245ZM143 244V245H142ZM146 246H145V245ZM173 244H176V245H178V246H174ZM209 244V245H208ZM221 244V245H220ZM234 244H230V245H228V246H230V248H233L232 246H234ZM246 244H244V247H245V245ZM258 244H259V241H258ZM73 245H74V248H72L73 247ZM75 245H76V247L78 248V249H76L75 248ZM213 245V246H212ZM237 245V244H236ZM60 246L62 247V248H60ZM69 246V247H68ZM87 246V247H86ZM93 246H94V249H93ZM139 246V247H138ZM140 246H142L141 248H142V250H139V249H141L140 248ZM144 246H145V248H144ZM170 246V247H169ZM208 246V247H207ZM217 248H216V247ZM241 246H243V245H241ZM44 247V248H43ZM85 247V248H84ZM101 247V248H100ZM131 249H130V248ZM166 247V248H165ZM168 247V248H167ZM177 247V248H176ZM181 247V248H180ZM184 247H185V249H184ZM236 247V246H235ZM68 248V249H67ZM135 249V252H133V254H135V255H131V251H134V249ZM165 248V249H164ZM183 248V249H182ZM211 248L213 249V250H211ZM214 248H216V249H214ZM86 249V250H85ZM93 249V250H92ZM112 249H113V251H112ZM133 249V250H132ZM136 249H137V251H136ZM166 250V251H164V250ZM175 249H176V251H175ZM223 250H225L224 248H222ZM222 249H220L221 251H222ZM229 249V248H228ZM227 249V247H226V253H225V251H222V252H224L225 254H227V255H229V253H230V255H231V250L229 249V252L227 251L228 250ZM235 250H233L232 251V257H233V260L234 261H236L237 260V258H238V260H237V262H232L231 260H230V257H227L226 256V258H224L225 259V263L226 264H228V261H230V263H233V264H238L239 263V261H240V259L242 260V257H243V260L245 259L244 258V252H243V256L242 255H240L239 257H238V255L240 254V253H238V251L236 250V248H234ZM249 249V248H248ZM259 249V250H258ZM27 250V249H26ZM81 250H82V252H81ZM85 250V251H84ZM87 250H89V251H87ZM174 250V251H173ZM209 250V251H208ZM218 250V249H217ZM255 250V251H254ZM28 251V250H27ZM76 251V252H75ZM84 251V252H83ZM91 251H92V253H91ZM94 251V252H93ZM117 251V253H115ZM129 251H130V253H129ZM164 251V252H163ZM167 251H168V254H167ZM171 251V252H170ZM215 251V252H214ZM219 251V250H218ZM236 251H237V253H238V255L236 256L235 255V253H236ZM250 252V250H247L246 249V254H248L247 252ZM260 251V252H259ZM51 252V253H50ZM90 254H89V253ZM103 252H106V253H110L109 255L108 254H106V255H104L103 256V258L100 256V254H102ZM163 252V253H162ZM188 252V253H187ZM228 252V253H227ZM234 252V253H233ZM31 253H34V255H30V257H28V259L30 258L31 260L33 259V260H35L34 262H36V259H35V252H33V250H32V252ZM74 253V254H73ZM77 253V254H76ZM86 255V253H87V255L85 256L84 254ZM119 253V254H118ZM160 253V256L159 257H157L158 259L160 258V257H162L161 259H162V261H161V259H159V260H156V259H154L153 258V256L154 257H156V256H158V254ZM173 253V254H172ZM218 253H220L221 254V256L219 257L218 255H220V254H218ZM236 253V254H237ZM251 253V252H250ZM71 254V255H70ZM154 254H156V255H154ZM165 256H164V255ZM170 254H171V256H170ZM184 254V255H183ZM241 254H242V252H241ZM173 255V256H172ZM251 255H252V253H251ZM260 255H259V258H261L260 257ZM85 256V257H84ZM218 256V257H217ZM225 256V255H224ZM223 256V257H224ZM85 259H84V258ZM101 257V258H100ZM152 257V258H151ZM180 257V258H179ZM83 258V259H82ZM129 260H128V259ZM188 260H187V259ZM141 259V261H139ZM169 259V260H168ZM172 259V260H171ZM224 259L222 260L223 262H224ZM228 261H227V260ZM264 259V257L261 259V260H263ZM118 260V261H117ZM133 260V261H132ZM156 260V261H155ZM175 262H174V261ZM177 260H178V262L179 263H177ZM115 261V262H114ZM122 261H124L123 263H122ZM137 261H135V262H137ZM264 261V260H263ZM90 262V263H89ZM98 262V263H97ZM130 262H132V263H130ZM219 262V263H218ZM140 263V264H141ZM241 263H243V262H240V264ZM136 264H138V263H136Z\"/></svg>", "mask_w": 264, "mask_h": 264}, {"label": "bare ground", "instance_id": "obj_2", "mask_svg": "<svg viewBox=\"0 0 264 264\" xmlns=\"http://www.w3.org/2000/svg\"><path fill=\"white\" fill-rule=\"evenodd\" d=\"M27 1V0H26ZM42 1V0H41ZM44 1H46V0H44ZM91 1V4L89 5L90 7L89 8H82V7H84V6H81L80 7V10H79V8H77L78 9V11H80V12H77V13H72V12H70V13H68V12H65V16H66V13H67V16H66V18H64L65 20H66V22H65V20L64 21H62L63 22V24H64V22H65V27H64V29H63V31L61 32V33H63V35L64 34H67L68 36H67V39H66V41L67 42H65V43H63L62 45L63 46H60V45H58V40H60L59 39V37H58V34H57V32H55V31H53V29H52V27H48L46 24H45V26H43V29H42V33H43V36H40V37H38V38H36V39H38L37 40V47H36V43H35V48H36V52H31V50H30V47H31V45H29L30 47H28V45H27V42L29 43V41H28V39H31L32 37L30 36V31H28V30H26L25 28H27V26L25 27L24 26V18H25V16H34V18L36 19V24L37 25H39V24H41L42 23V21L44 22V19H43V17H42V14H41V10H42V8H41V6L38 4V1H34V2H32L33 3V5H30L31 7H29V6H26L25 4V0H12V3H11V8H12V10H14L16 13H18V16H19V19H20V21H21V23L23 24V33L22 34H19V35H14V36H5V37H3V38H1L0 39V50L1 49H3L2 47H3V45L4 46H8V47H6V48H9L10 49V51L7 49V50H5L6 52L7 51H9L8 53H10V64H8V65H10V69H8V68H6V69H8V71L7 72H3L4 73V80H5V83H6V81H7V79H9V78H13V75L15 76L16 74L15 73H17V72H15V70L16 69H14V68H18L19 66H17V59L20 57V56H22L25 60H27V61H25V68H26V71H28V74H27V77H29V79H30V76L29 75H31L32 76V78L34 79V81H37V83H44V86H47V88L48 87H50V84H51V82H55V75H57V73L59 72L58 70V66H57V60L55 61V55H57L58 56V54L59 55H62L63 57H65L66 58V62H65V64L68 66H70V65H72L75 61L73 60V57L75 56L74 55V53L75 52H72L73 51V49H75V48H77V44H79L80 42H82V41H86V44H88L90 47L91 46H96L97 44H100V46H107V40H109L110 41V39H112V38H110V37H108L109 36V34H108V32L109 31H113V29H114V25H112L111 24V19L112 18H114L115 19V17H116V21L115 22H119V20L120 19H125L126 20V18H128V16L130 15H132V18H133V24L132 25H134L136 28H138V30H140L141 29V31H140V33H139V35H141V37H140V39L138 40V42L136 43V45L135 46H133L132 47V50H133V52L135 53V55H137V56H139V58L137 57V60L139 59L140 60V58H141V60H142V62H144V61H148V60H150V61H153V60H155L154 61V63H155V66H156V63H159V62H161L162 61V59H167L168 60V62L169 63H171L173 66H174V69H173V71L171 72V74H170V76H174L175 74H177V73H179L180 74V76H181V74L183 75V77L181 76V78H179V79H181L185 84H190L191 85V83H192V87H188L190 90H191V88L192 89H197V90H195L194 92L193 91H189V92H192L191 94L193 95V98L196 100V99H198V101L197 102H201V101H204V100H206V101H204V102H201L200 103V105H199V103H197V102H195L196 104L195 105H198L199 106V108H200V106H201V109H202V116H199L200 117V119H201V117H204L205 119H206V121L205 122H207L208 124H209V126H211L212 128H213V130L215 129V131H216V133H218V135L215 133V139H217V137H216V135L219 137V141L218 142H220V141H222L223 142V144L226 142V145H228V147L226 148V150L228 149L229 151V153H230V156L228 155V153L225 151V154L224 155H226V156H229L227 159H226V157H225V159L224 160H222V161H220L221 163L219 164V166L220 167H218L217 168V171H221L222 169L221 168H223L224 167V164L223 163H225V162H227L228 161V163H231V165L230 164H228V165H230V166H233L232 167V172L234 173H236V174H238L237 176H240V180L241 179H244V180H246L245 181V183L244 182H241V181H239V182H241V183H244L243 184V189H244V191L242 192L241 191V193H240V196L239 197H237V198H239V200L238 201H240L241 202V204L239 205V206H242V208L244 209H247L248 210V212L246 213L247 215L246 216H244L243 214H245L244 212H243V214H242V212L240 213L239 212V210H238V214L240 215V214H242V216L241 217H243V218H241V220L240 221H242L241 222V226L240 225H236V226H231L232 228H233V230L232 229H230V232H235L236 233V231H238L237 229L239 228V226L241 227V228H239V230H241L240 232L242 233V231H243V233L242 234H239V233H237V234H233V233H228V234H226V236H225V238L228 236L229 238H230V236L232 235V236H236V235H238L239 234V236H240V238H241V236L242 237H244V235H246L247 237H248V239L249 238H251L252 237V234H250L251 232H253V233H255L254 235H253V237H254V239H256L257 237V239L256 240H254V241H257V245H255V250L259 247L260 248V251L262 250V251H264V0H90ZM23 2H24V4H23ZM47 4H48V1H47ZM93 4H95V5H93ZM122 4V6H120V7H118L119 5H121ZM124 4L126 5H129V6H124ZM28 5V4H27ZM63 5V4H62ZM91 5H93V6H91ZM116 5V6H115ZM43 6V5H42ZM46 6V5H45ZM95 6H99V7H103V8H100V9H98V10H91L92 8H95ZM44 7V6H43ZM30 8V9H29ZM65 11H66V9H65ZM71 11V10H70ZM95 13V14H94ZM80 14H83L82 16V23L81 22H77V23H75L73 20H70L72 17H74L75 15L76 16H78V15H80ZM62 16V15H61ZM99 16H103L102 17V19H99ZM33 18V19H34ZM45 18V17H44ZM81 19H80V21H81ZM122 22L123 21H121V25H122ZM120 24V23H119ZM125 24V23H124ZM36 25V26H37ZM63 25V26H64ZM130 24L128 23V26H129ZM106 28L107 29V31L106 32H103L102 33V35L100 36V38L99 39H97V40H99V42H97L95 39H92V38H90V37H92V36H94V34H95V32H97V28ZM122 27V26H121ZM31 28V27H30ZM130 29H134V27L132 26V27H129ZM29 29V28H28ZM121 29V28H120ZM31 30V29H30ZM122 30V29H121ZM137 30V31H138ZM59 31H61V30H59ZM58 31V32H59ZM135 31V30H134ZM136 33V32H135ZM98 34V35H99ZM116 34V33H115ZM137 34V33H136ZM63 35H61V36H63ZM135 35V34H134ZM47 36V37H46ZM131 36H132V34H131ZM130 36V37H131ZM107 37L108 38H110V39H107ZM128 38H129V36H128ZM127 38V39H128ZM135 37L133 36V39H134ZM137 38V37H136ZM3 39V40H2ZM65 39V38H64ZM3 42H2V41ZM5 40V41H4ZM34 40V39H33ZM62 40V39H61ZM114 40V39H113ZM35 41V40H34ZM96 41V42H95ZM36 42V41H35ZM61 42V41H60ZM59 42V43H60ZM115 42V41H114ZM113 42V43H114ZM30 43H31V41H30ZM115 44H116V42H115ZM99 46V47H100ZM33 47V46H32ZM31 47V48H32ZM99 47H96L98 50H96V51H98V53H96V55L97 54H100L99 53ZM95 48V49H96ZM88 49V48H87ZM101 49V48H100ZM102 49H105V48H102ZM102 49H101V51H102ZM108 49H109V47H108ZM114 49V48H113ZM20 50H21V52H20ZM34 51H35V49H34ZM110 51V50H109ZM1 53H2V51H0ZM89 52V51H88ZM8 53H7V55H8ZM88 54V53H87ZM87 54H86V56H87ZM93 54H95V52L93 51ZM5 55H6V53H5ZM78 55V54H77ZM2 56V55H1ZM57 56H56V58H57ZM98 56V55H97ZM101 56H102V52H101ZM121 56V55H120ZM77 57V56H76ZM88 57V56H87ZM100 57V56H99ZM99 57H97V58H99ZM122 57L124 58V59H126V61H128L127 60V58L126 57H124L123 55H122ZM121 57V58H122ZM128 57V56H127ZM7 58V57H6ZM9 58V57H8ZM7 58V59H8ZM95 58H96V56H95ZM96 58V60H100V58L99 59H97ZM120 58V57H119ZM122 58V59H123ZM160 58H162V59H160ZM77 59V58H76ZM133 59V58H132ZM132 59H129V60H131V63H133L132 62ZM9 60V59H8ZM95 60V59H94ZM119 60V59H118ZM141 60L140 61H136V60H133V61H136V62H140L141 63ZM157 60H159L158 62H157ZM64 61V60H63ZM164 61V60H163ZM1 62H3V61H1ZM27 62V63H26ZM82 62V61H81ZM88 62V61H87ZM101 62V61H100ZM100 62H98V64L100 63ZM118 62V61H117ZM128 62H130V61H128ZM128 62H124L125 64L127 63L128 64ZM149 62V61H148ZM147 62V63H148ZM20 63V62H19ZM102 63V62H101ZM109 63V62H108ZM119 63H120V61H119ZM118 63V65H120V66H123V64L121 65V63L119 64ZM123 63V62H122ZM135 63V62H134ZM152 62H149L148 64L149 65H154V64H151ZM166 63V62H165ZM164 63V64H165ZM112 64L113 65H115L116 67H117V64L116 63H113L112 62ZM130 64V63H129ZM161 64V63H160ZM4 65V64H3ZM19 65V64H18ZM28 65H30L29 67H28ZM88 66H91L92 65V63H90V61H89V64H87ZM103 65V64H102ZM102 65H97V66H99V67H101ZM107 65V64H106ZM109 65V64H108ZM107 65V66H108ZM147 65V64H146ZM165 65H168V64H165ZM132 66V65H131ZM136 66V65H135ZM139 66V65H138ZM148 66V65H147ZM146 66V67H147ZM163 66V65H162ZM171 65L169 64V67H170ZM172 66V67H173ZM197 66H201V70L203 69V67H205V69H209V70H207V71H205L204 69H203V71H205L206 73H208L209 75V78H208V80L209 81H198L197 79H196V75L193 77H191V73L193 72V71H190L191 69H193V70H197V69H199V68H197ZM96 67V66H95ZM94 67V68H95ZM111 67V66H110ZM114 67V66H113ZM129 67V70H130V66H128ZM128 67L126 68V70L124 69V71H127V69H128ZM134 67V66H133ZM142 66L140 65L139 66V68H141ZM168 67V66H167ZM20 68V67H19ZM91 68H93V67H91ZM93 68V69H94ZM97 68V67H96ZM125 68V67H124ZM165 68V71L168 69V68H166V67H164ZM197 68V69H196ZM138 68H136V69H134V70H137ZM150 69V68H149ZM152 69H154V68H152ZM170 69V68H169ZM172 69V68H171ZM21 70V69H20ZM102 70V69H101ZM118 70V69H117ZM128 70V71H129ZM142 70V69H141ZM148 70V69H147ZM147 70H145V71H147ZM158 70V69H157ZM157 70H156V72L155 73H157ZM17 71V70H16ZM94 71V70H93ZM122 71V74H124V75H126L127 76V73H125V72H123V70H121ZM153 71V70H152ZM152 71L150 70V73H152ZM160 71V70H159ZM162 71H164V70H162ZM190 71V72H189ZM199 71V70H198ZM194 72V73H198L197 74V76L199 75L200 76V73L199 72ZM15 72V73H14ZM107 72V71H106ZM131 72H132V67H131ZM131 72H129V73H131ZM134 72L135 71H133V74L132 75H134ZM139 72V71H138ZM137 72V73H138ZM148 72V71H147ZM175 72H177V73H175ZM100 73V72H99ZM170 73V72H169ZM25 74H26V72H25ZM65 74V73H64ZM130 74V75H131ZM143 74V73H142ZM152 74H154V73H152ZM178 74V75H179ZM201 74H204V72H202L201 71ZM69 75V74H68ZM103 75V74H102ZM129 75V74H128ZM135 75H136V73H135ZM134 75V76H135ZM139 76H140V73L138 74ZM138 75H136V76H138ZM147 75V74H146ZM148 75H149V72H148ZM156 75V74H155ZM190 75V76H189ZM1 76V80H3L2 79V74L0 75ZM107 76V75H106ZM133 76V77H134ZM142 76H144V74L142 75ZM150 77H149V79L152 77L153 78V76H151V74L149 75ZM159 77H165V73H162L161 75H158ZM157 75H156V77L154 76V78H157L158 77ZM170 76H168V77H170ZM202 76V75H201ZM91 77V76H90ZM116 77V76H115ZM122 77H124V76H122ZM131 77V76H130ZM133 77H131V78H133ZM146 77V76H145ZM205 77V76H204ZM207 77V76H206ZM31 78V79H32ZM101 78V77H100ZM100 78H99V80H100ZM114 78V77H113ZM126 79H128L129 77L127 76V77H125ZM124 78V79H125ZM130 78V79H131ZM147 78V77H146ZM146 78H144V80L146 81ZM154 78H153V81H154ZM167 78V77H166ZM198 79H200L199 77H197ZM28 79V80H29ZM36 79V80H35ZM95 79V78H94ZM108 79H110V78H108ZM138 79H140V78H138ZM202 79H204L203 78V76H202ZM11 80H14V79H10L9 80V82L11 81ZM27 80V79H26ZM58 80V79H57ZM73 80V79H72ZM83 80V79H82ZM98 80V79H97ZM111 80H113V79H111ZM137 80V79H136ZM136 80H133V81H136ZM141 80H142V78H141ZM141 80H139V81H136L135 82V84L138 82H143V80L141 81ZM147 80H148V78H147ZM151 80V79H150ZM157 80H159L158 78H157ZM167 80H169V79H167ZM201 80V79H200ZM205 80H207V78L205 79ZM59 81V80H58ZM104 81L105 82H107L106 80H105V78H104ZM110 81V80H109ZM125 81H127V80H125ZM149 81V80H148ZM170 81V80H169ZM172 81H174V80H172ZM171 81V82H172ZM178 81V80H177ZM181 81V82H182ZM187 83H186V82ZM2 82V81H1ZM16 82V81H15ZM88 82V81H87ZM99 82V81H98ZM168 82V81H167ZM175 82H176V80H175ZM180 82V81H179ZM199 82H201L200 84H199ZM3 84H4V82H2ZM13 83V82H12ZM92 83V82H91ZM109 83V82H108ZM8 84V83H7ZM13 84H15V83H13ZM32 84H34V83H32ZM36 84V83H35ZM83 84V83H82ZM96 84H98V83H96ZM99 84H100V82H99ZM105 84V83H104ZM104 84H102V86H105ZM172 84V83H171ZM170 84V85H171ZM183 84V83H182ZM19 85V84H18ZM107 85V84H106ZM138 85V84H137ZM150 85V84H149ZM152 85V84H151ZM162 85H165V84H162ZM177 85H179V84H177ZM189 85V86H190ZM9 86H12V84L11 85H9ZM16 86V85H15ZM37 86V85H36ZM82 86V85H81ZM117 86V85H116ZM141 86V87H140ZM140 86L138 87V94L137 95H135V96H138L139 94H158V92H160V91H164L165 92V94H170L171 93V87L167 84V86H164V88H163V90H162V88L160 89L159 87H157V86H148V85H142V84H140ZM171 86H174V85H171ZM180 86V85H179ZM186 86V85H185ZM4 87H6V86H4ZM3 87V89H5ZM76 87V86H75ZM99 87V86H98ZM127 87V86H126ZM184 87V86H183ZM16 88H20V87H16ZM15 88V89H16ZM68 88H70V87H68ZM79 88H81V87H79ZM94 88V87H93ZM102 88V87H101ZM121 88V87H120ZM180 88V87H179ZM187 88V87H186ZM3 89H1L2 91H3ZM7 89V88H6ZM51 89V88H50ZM71 89H72V87H71ZM70 89V90H71ZM98 88H96V90H97ZM100 89V88H99ZM98 89V90H99ZM123 89V88H122ZM136 89V88H135ZM134 88H133V90L136 92V90H135ZM173 89V88H172ZM181 89H184V88H181ZM12 90V89H11ZM67 90V89H66ZM73 90V92H74V89H72ZM75 90H76V88H75ZM94 90H95V88H94ZM97 90V91H98ZM109 89H107V91H108ZM126 90V89H125ZM131 90V89H130ZM177 90V89H176ZM15 92H16V90H14ZM78 90H76V92H77ZM184 91H185V89H184ZM184 91H183V93H184ZM1 92V91H0ZM72 92V93H73ZM85 92L86 93H84V95H88V98L89 99H91V97H94L95 98V93L93 94V89H92V87L90 88V87H87L86 89H85ZM135 92H133L132 91V93H134V94H136ZM163 92V93H164ZM188 92V93H189ZM17 93V92H16ZM70 93V92H69ZM105 92H103V94H104ZM128 93V92H127ZM161 93L162 92H160V95H161ZM3 94V93H2ZM1 94V95H2ZM14 94V93H13ZM13 94H11V95H13ZM108 94H109V92H108ZM114 94V93H113ZM121 94V93H120ZM129 94H131L130 92H129ZM185 94H186V91H185ZM190 94V93H189ZM189 94L187 95L186 94V97L187 96H189ZM195 94H204V95H206L207 94V96L208 97H203V99L204 100H202L201 98H202V96H201V98H200V96L198 97V95H196L198 98H196V96H194ZM216 94V97H218L217 96V94L219 95V94H221V95H225V94H228L227 96L225 95V97L224 96H221L220 97V95H219V99H213L215 96H212V95H215ZM1 95H0V97H1ZM4 95V94H3ZM18 95V94H17ZM27 95H28V93H27ZM32 95V94H31ZM97 95V94H96ZM99 95H101L100 93H99ZM105 95H107V92H106V94ZM104 95V96H105ZM112 95V94H111ZM124 95H125V98H128L129 100H130V97H131V99L132 100H135L136 98H135V96L134 97H132V95L130 96V97H127L126 96V94L124 93ZM178 95H180V94H178ZM191 95V96H192ZM211 95V96H210ZM16 96V95H15ZM30 96V95H29ZM42 96V95H41ZM76 96V95H75ZM98 96V95H97ZM108 96V95H107ZM106 96V97H107ZM110 96V95H109ZM129 96V95H128ZM162 96H164V95H162ZM161 96V97H162ZM170 96V95H169ZM177 96V95H176ZM190 96V97H191ZM209 96H210V98L211 99H209ZM4 96H2V98H3ZM6 97V96H5ZM77 97H80V96H77ZM106 97H104V99L106 98ZM154 97V96H153ZM2 98H0L1 100H2ZM7 98L9 99V97L7 96ZM6 98V99H7ZM13 98V97H12ZM16 98V97H15ZM22 97H20L19 99H21ZM87 98V99H88ZM99 98V97H98ZM101 98H103V96L102 97H100V102H98V103H100L101 104ZM113 98V97H112ZM111 98V99H112ZM134 98V99H133ZM141 98V97H140ZM139 97L137 98L138 99V102H140V103H143V104H141V105H139L140 103H137L138 105L137 106H140V107H138L139 108V111L141 110L140 108L142 107V105L144 106V101L142 100L141 101V99H140ZM166 98V97H165ZM171 98V97H170ZM170 98H168V99H170ZM178 98V97H177ZM189 98V97H188ZM192 97H191V99H193ZM205 98H208V100L207 99H205ZM5 99V98H4ZM23 99V98H22ZM75 99V98H74ZM77 99V98H76ZM84 99V98H83ZM86 99V98H85ZM107 99H108V97H107ZM107 99H105V103H104V101H103V103L100 105V106H102L103 104H105V105H103L102 107H104V106H106L107 104ZM128 99H127V101H125L126 103L128 102ZM143 99V98H142ZM149 99V98H148ZM156 99V98H155ZM200 99V100H199ZM10 100V99H9ZM15 100V99H14ZM17 100H18V98H17ZM47 100V99H46ZM92 100H93V98H92ZM92 100H90V102L92 101ZM97 100V99H96ZM114 100V99H113ZM115 100H118V99H116L115 98ZM144 100H146V99H144ZM151 100V99H150ZM149 100V102L150 103H148V101L146 100L145 102H147L148 104H152L153 105V103L154 102H152L151 103V101ZM157 100V99H156ZM3 101V100H2ZM7 101V100H6ZM5 101V102H6ZM20 101V100H19ZM123 101H124V99H123ZM177 101V100H176ZM183 101V100H182ZM10 102V101H9ZM8 101H7V103H9ZM11 102H12V100H11ZM68 102H69V100H68ZM110 102V101H109ZM124 102V107H126V108H123V104H121V106H122V110H123V112H122V114L124 113V116H125V114L127 113V114H130V113H128V112H130V108H129V106H131V104L130 105H128L129 104V102H128V104H126ZM131 102V101H130ZM135 102V101H134ZM159 102H160V100H159ZM178 102V101H177ZM0 103H1V101H0ZM14 103V102H13ZM80 103V102H79ZM79 103H78V106H80L79 105ZM88 103V105L89 106H91V104L88 102V101H86V104ZM119 102H117V104H118ZM123 103V102H122ZM132 103V102H131ZM136 103V102H135ZM158 103V102H157ZM161 103V102H160ZM165 103V102H164ZM167 103V102H166ZM182 103V102H181ZM194 103V102H193ZM193 103L191 104V105H193ZM33 104V103H32ZM37 104L38 103H36V106H37ZM94 104V103H93ZM92 104V105H93ZM97 104V103H96ZM125 104L126 105H128V107L127 106H125ZM145 105L143 108H142V110H145L146 111V109H145V107L147 106H149V105ZM156 104V103H155ZM155 104H154V106H150V109H147V111L149 110V111H151V107L153 108V107H155ZM179 104V103H178ZM189 104H190V102H189ZM2 105V104H1ZM99 105V104H98ZM114 105V104H113ZM112 105V106H113ZM134 105V108L136 107L135 105L136 104H133L132 103V106ZM159 105V104H158ZM158 105H157V107H158ZM170 105V104H169ZM181 105V104H180ZM195 105H193V106H195ZM20 106V105H19ZM22 104H21V108H22ZM29 106V105H28ZM34 106V105H33ZM58 106V105H57ZM56 106V107H57ZM61 106V105H60ZM83 106V104L79 107L80 109H81V107ZM97 106V105H96ZM100 106H98V108L100 107ZM107 106H109V105H107ZM106 106V107H107ZM111 106V108H113ZM173 106V105H172ZM182 106V105H181ZM4 108L5 107H8V105H5V103H4V106H3ZM2 107V108H3ZM62 107V106H61ZM70 107V106H69ZM93 107H95V105L93 106ZM106 107H104V109L106 108ZM157 107L155 108V109H153L152 111H154L155 112V110H156V112H157ZM160 107V106H159ZM164 107V106H163ZM170 107V106H169ZM4 108H3V110H4ZM25 109H22V110H20V109H16V111L13 113L12 112V110H10V108H9V110L11 111V114H10V119L9 120H11V121H7V122H1L0 121V126L2 127V125H4L5 127L6 126H8V127H10V129L12 130V129H14L13 131H12V133H10L9 134V136H8V138L10 139H12L13 141H15L16 139H21V140H23V139H25V141H27V138H26V136H27V134H28V137H29V135H31L30 137H31V139H33L34 141V143L33 144H35V145H37L38 147L40 146L39 144L40 143H42V142H45L46 141V138H44L43 136H42V133H40V130H38V129H34V128H31V126L30 127H27L26 126V123L24 122V120H28V118L30 119L32 116V113L31 112H29V114H26L27 112L26 111H24V110H27L26 109V107H24ZM70 108H72V107H70ZM101 108V107H100ZM127 108H129L128 110H127ZM167 108H168V106H167ZM197 107H195L194 109H196ZM6 109V108H5ZM8 109V108H7ZM13 109V108H12ZM64 109H66L65 107H64ZM68 109V108H67ZM95 109L97 110V107H95ZM93 110L94 112L96 111V110ZM102 109V108H101ZM100 109V110H101ZM108 109V108H107ZM120 110H121V108H119ZM127 110V112H125L124 110ZM133 111H136L135 109H133V107L131 108ZM137 109V108H136ZM161 109V108H160ZM198 109V108H197ZM197 109H196V111H197ZM8 110V111H9ZM69 110V109H68ZM72 110V109H71ZM73 110H75V109H73ZM99 110V109H98ZM141 110V111H142ZM182 110V109H181ZM6 110H4L3 112H5ZM90 111V110H89ZM102 111H105V113H107V111L109 112L110 111V109L109 110H103L102 109ZM101 111V112H102ZM115 111V110H114ZM114 111L112 112V111H110V112H112L113 114H114ZM137 111H138V109H137ZM141 111H140V113H138V114H140V115H137V113H135L136 114V116H143L144 114L146 115V113H148L147 111L145 112V113H141ZM160 111V110H159ZM161 111H163L162 109H161ZM171 111V110H170ZM173 111H175V110H173ZM201 111V110H200ZM200 111H198V112H200ZM7 112V111H6ZM26 112V113H25ZM75 112V111H74ZM81 112H83V110H81ZM81 112H80V114H81ZM93 112V113H94ZM100 112V113H101ZM121 112H119L120 114H119V116H122V114H121ZM155 112V113H156ZM164 112V111H163ZM163 112L161 113V112H159V113H161V114H163ZM182 112V111H181ZM8 113V112H7ZM76 113V112H75ZM97 113V112H96ZM95 113V114H96ZM117 114H118V112H116ZM153 113V112H152ZM154 113V115H152L151 114V116H154V117H156V114ZM178 113V112H177ZM192 113V112H191ZM5 114V113H4ZM33 114H34V116L35 117H38V116H45V118L47 119V121L45 122V123H47V126L49 127V128H51V129H53V130H55V131H57V133H56V135H59L60 137H62L61 136V131L62 132H65L66 131V129L64 128V127H60L59 126V123H58V116H57V113H56V111H54V109H45V110H43V111H41V110H38V111H34L33 112ZM84 115H85V113H83ZM82 114V115H83ZM101 114H103L104 115V113H101ZM117 114H115L114 116L115 117H117L118 115ZM126 114V115H127ZM132 114V113H131ZM130 114V115H131ZM142 114V115H141ZM150 114V113H149ZM171 114V113H170ZM179 114V113H178ZM184 114V113H183ZM199 114V113H198ZM8 115H9V113H8ZM109 115H110V113H109ZM145 115H144V117H145ZM157 115H158V113H157ZM166 115V114H165ZM6 116V119H7V115H5ZM22 116V118H20ZM91 116H92V114H91ZM123 116V117H124ZM128 116V115H127ZM127 116H125V117H127ZM136 116L134 117V118H136ZM147 116H150V115H148L147 114ZM151 116L149 117V118H151ZM174 116H179V115H174ZM182 116V115H181ZM2 118H3V116H1ZM99 117V116H98ZM101 117V116H100ZM107 117V116H106ZM129 117V116H128ZM159 118H160V116H158ZM165 117V116H164ZM163 115H162V120L163 121H166V122H168V124L170 123L169 121H167V120H164L163 118ZM166 117H168L169 118V113H167V115H166ZM8 118H9V116H8ZM20 118V119H19ZM88 118V117H87ZM97 118V117H96ZM102 118V117H101ZM118 118V117H117ZM121 118V117H120ZM130 118L131 117H129V118H127V119H129V122L130 121H132V120H130ZM138 118H140V117H138ZM172 118V117H171ZM3 119H5V117L3 118ZM17 119H19V120H17ZM95 119V118H94ZM124 119H126V118H124ZM123 118H122V120H124ZM141 119H143V117L141 118ZM145 119V118H144ZM143 119V120H144ZM147 119V118H146ZM154 119V121H152L153 123L155 122V124L153 125V124H151V122L149 121V120H147L148 122V125L147 126H149V124L150 125H152L153 127L155 126V127H157L156 129H154V131L155 130H159L160 129V126H159V128H158V124L156 123V121H157V119H155V118H153ZM183 119V118H182ZM199 119V120H200ZM42 119H41V117H40V121H41ZM92 120V119H91ZM102 120V119H101ZM114 120H116L117 121V119H115L114 118ZM122 120H119V118H118V123H120ZM136 120H138V119H135L134 121L135 122H137ZM142 120V121H143ZM161 119L159 120V123H160V121H162ZM170 120V119H169ZM177 120V119H176ZM179 120V119H178ZM32 121V120H31ZM86 120H84L83 122H85ZM94 121V120H93ZM95 121H96V119H95ZM94 121V122H95ZM103 121V120H102ZM106 121V120H105ZM127 121V120H126ZM134 121H132L131 123H134ZM139 121H140V119H139ZM146 121V120H145ZM145 121H143V122H145ZM172 121V120H171ZM192 121V120H191ZM61 122V121H60ZM82 122V123H83ZM87 122H89L88 120H87ZM86 122V123H87ZM99 122H101V121H99ZM112 122V121H111ZM123 122V121H122ZM166 122H164V124L163 125H161V124H159V125H161V127L163 126L164 127V125H165V123ZM176 122V121H175ZM5 123V124H4ZM27 123H30V121L28 120V122ZM44 123V122H43ZM79 123V122H78ZM82 123H81V125H82ZM93 123V122H92ZM117 122L115 123V125L116 124H118ZM123 123H126V122H123ZM138 123V122H137ZM140 123V122H139ZM138 123V124H139ZM146 122H145V124H143L144 126H146V124H147ZM180 123V122H179ZM184 123V122H183ZM188 123V122H187ZM66 124V123H65ZM103 124V123H102ZM121 124V123H120ZM119 124V125H120ZM171 124H173V125H176L177 126V123H170V127L171 126H173V125H171ZM190 124V123H189ZM206 124V123H205ZM24 125H25V127H24ZM68 125V124H67ZM84 125H88V124H83V126ZM90 125V124H89ZM97 125V124H96ZM101 125V124H100ZM107 125H110V124H107ZM126 125H127V123H126ZM131 125H136V123L135 124H131ZM130 125V126H131ZM140 125L141 124H139V127H140ZM180 125H182V124H180ZM192 125V124H191ZM103 126V125H102ZM138 126V125H137ZM142 127V130H141V128L138 130V131H136V132H138V133H136L135 132V130L133 129V132L131 133V134H138V135H135L134 137H137L136 138V140H135V138H131V140H130V144L133 142L132 140H134L135 141V143H139L140 141H142L144 138H145V136H146V134H144V136H142V131L145 129V131H146V128L147 127ZM151 126V127H152ZM165 126H167V125H165ZM165 127V129H166V131L165 130H162V131H164L162 134H167L168 133V131H170V129L169 130H167V128H170V127ZM185 126V125H184ZM204 126V125H203ZM88 127V126H87ZM96 127H98V126H96ZM105 127V126H104ZM124 127L125 128H127L125 125H124ZM129 127V126H128ZM134 127V126H133ZM138 127V128H139ZM180 127H183V125L182 126H179L178 125V129H180ZM195 127V126H194ZM206 127V126H205ZM4 128V127H3ZM90 128H92V127H90ZM100 128V127H99ZM99 128H97V129H99ZM122 127H120L119 128V131H120V129H121ZM125 128H123V129H125ZM131 128V127H130ZM136 128V127H135ZM174 126H173V129H171V132L172 131H174ZM177 128V127H176ZM207 128H208V126H207ZM210 128V127H209ZM80 131L77 133V134H75L74 136H75V138L73 139V138H70L71 140H72V142L70 143V145H72L73 146V148H76L77 146H78V144H80V142H83V141H85V139H89V142H92L93 140H92V138H93V134L91 135V133L88 131H86V129L84 128V127H80ZM95 129V128H94ZM117 129V128H116ZM137 129V128H136ZM149 129H152V128H149ZM178 129H175V132H177V130ZM195 129V128H194ZM49 130V129H48ZM63 130H65V131H63ZM96 130V129H95ZM104 130V129H103ZM114 130V129H113ZM127 130V129H126ZM129 130H131V129H129L128 128V132H129ZM183 130V129H182ZM181 130V131H182ZM186 130V129H185ZM193 130V129H192ZM196 130H198V129H196ZM201 130V129H200ZM212 130V131H213ZM50 131V130H49ZM48 131V132H49ZM73 131V130H72ZM132 131V130H131ZM147 131H148V129H147ZM214 131V132H215ZM70 132V131H69ZM92 132H93V130H92ZM97 132V134H98V132H99V130L98 131H96ZM103 132V131H102ZM101 132V133H102ZM111 132H112V130H111ZM120 132H122V131H120ZM126 132V131H125ZM135 132V133H134ZM144 132V131H143ZM152 132H153V130H152ZM152 132H150V133H152ZM157 131H155V133H156ZM165 132H167V133H165ZM175 132H173L172 134H174V135H177V137L178 138H176L174 135V137L177 139V140H179V139H181V138H179V134L177 133V134H175ZM178 132H180L179 130H178ZM188 132V131H187ZM208 132H211V131H208ZM5 133H6V131H5ZM66 133V132H65ZM100 133V132H99ZM106 133H108V132H106ZM117 133V132H116ZM130 133V132H129ZM146 133V132H145ZM149 133V132H148ZM154 133V134H155ZM123 134H124V131H123ZM126 134V133H125ZM161 134V133H160ZM189 134V133H188ZM201 134V133H200ZM212 134V133H211ZM1 135H2V133H1ZM0 135V138L2 137L3 139H5L4 141H6V136L7 135H5V134H3L2 136ZM96 135V134H95ZM156 135V134H155ZM155 135H153V136H155ZM158 135V134H157ZM169 137H170V132H169ZM100 136V135H99ZM117 136H118V134H117ZM124 136H126V135H123L122 137H124ZM131 136V135H130ZM142 138V137H144V138H142L141 140H139L140 138ZM148 136V135H147ZM149 136H151V135H149ZM152 136V137H153ZM161 136V135H160ZM160 136L158 137V138H160ZM166 136V135H165ZM172 135H171V137H173ZM180 136H184V134L183 135H181V132H180ZM202 136V135H201ZM207 136V135H206ZM208 136H209V134H208ZM210 136H212V135H210ZM214 136V135H213ZM212 136V137H213ZM121 137V138H122ZM162 137H164V135L162 136ZM186 138H187V136H185ZM196 137H197V135H196ZM200 137V136H199ZM198 137V138H199ZM212 137H211V139H212ZM1 138V139H2ZM129 138V137H128ZM167 138V137H166ZM189 138V137H188ZM192 138V137H191ZM0 139V140H1ZM99 139V138H98ZM123 139H125V138H123ZM130 139V138H129ZM129 139H127L126 138V140H129ZM151 139V138H150ZM154 139V138H153ZM163 139L164 138H162V140H160L159 139V142L157 141V145H159V147H160V149H162L163 148V146H165L166 144L164 143V141H163ZM168 139V138H167ZM175 139V140H176ZM202 139V138H201ZM200 139V140H201ZM208 139H210L209 137H208ZM220 139H222V140H220ZM28 140H30V138H28ZM106 140V139H105ZM139 140V141H138ZM170 140H172V139H170ZM175 140L173 139V141H174V143H178V141H176L175 142ZM182 141H180L179 143L181 144H183V140H186V139H184V138H182L181 139ZM191 141H192V139H190ZM10 141V140H9ZM36 141V142H35ZM120 141V140H119ZM132 141V142H131ZM136 141H138V142H136ZM147 141V140H146ZM145 141V142H146ZM168 141V140H167ZM173 141L170 143L169 141V143L171 144V145H174L175 146V144H173ZM190 141V143L189 142H187V143H189V145L187 144H185L186 146H184L185 148L187 147V146H191L190 144L191 143H193V141L191 142ZM205 141H208V140H205ZM213 141V140H212ZM212 141H210L209 140V142H210V146L212 147V145L211 144H213L212 143ZM31 142H32V140H31ZM124 142V141H123ZM128 141H126V143H127ZM202 142V141H201ZM201 142H199V143H201ZM216 142H217V140H216ZM215 142V143H216ZM218 142H217V144H218ZM8 143V142H7ZM28 143V142H27ZM120 143V142H119ZM119 143H118V145H119ZM128 143V144H129ZM147 143V142H146ZM159 143V144H158ZM197 144V143H195L197 146H198V148L200 147L199 145L200 144ZM204 143V142H203ZM203 143H201V145H203ZM32 144V143H31ZM49 144V143H48ZM58 144V143H57ZM101 144V143H100ZM140 144V143H139ZM143 145H141L140 144V146H145V143L143 142L142 143ZM152 144H154L153 142H152ZM155 144V145H156ZM165 144V145H164ZM180 144L178 145V150L177 151H181V149H182V145H181V149H180ZM207 144H209L208 142H207ZM221 144V142L219 143V146L220 147H217V146H215V144H213V147L215 146V147H217V149H225L224 147L222 148V145H220ZM121 145V144H120ZM126 145V144H125ZM149 145V144H148ZM156 145V147H158ZM162 145V146H161ZM196 145H194V146H196ZM205 145V147H203V148H205V149H208L209 147H207L206 146V144H204ZM203 145V146H204ZM225 145V144H224ZM101 146V145H100ZM133 146V145H132ZM154 146V145H153ZM209 146V145H208ZM66 147V146H65ZM124 147V146H123ZM122 147V148H123ZM162 147V148H161ZM171 147V146H170ZM192 147V146H191ZM190 147V148H191ZM202 147V146H201ZM201 147H200V149H201ZM207 147V148H206ZM226 147V146H225ZM78 148V147H77ZM130 148V147H129ZM138 149H140L141 147H137ZM145 148H146V151H147V148H148V146L146 147L145 146ZM144 147H143V149H145ZM149 148H153L152 147V145H150L149 146ZM154 148H155V146H154ZM154 148H153V150H154ZM167 147H164V152H165V149H166ZM188 148V147H187ZM69 149V148H68ZM142 149V148H141ZM191 149H193V148H191ZM196 149V148H195ZM194 149V150H195ZM39 150V149H38ZM41 150V149H40ZM67 150V149H66ZM98 150V149H97ZM101 150V149H100ZM123 150V149H122ZM127 150V149H126ZM188 150V149H187ZM187 150H184V151H187ZM213 150V149H212ZM215 150V149H214ZM46 151V150H45ZM135 151V150H134ZM136 151H139V150H137L136 149ZM142 151V150H141ZM158 151V150H157ZM160 151V150H159ZM193 151V150H192ZM202 151V150H201ZM206 151V150H205ZM208 151H211V150H208ZM219 153L221 152V154L223 153L222 152V150L220 151V150H217ZM36 152V151H35ZM77 153H69V152H67V153H64L63 155H61V159L63 160V162L64 163H67V165L69 164V166L71 167V168H75V169H77V168H79V166H80V168L82 167V168H84V167H86L87 168V164L89 163L87 160H85V158H84V156L81 154L82 152H79V151H76ZM149 152H152L151 150L149 151ZM154 152H156V151H154ZM163 152V151H162ZM166 152H167V150H166ZM165 152V154H167ZM174 152H176L175 151V148H174ZM194 152H196V151H194ZM199 152H200V150H199ZM207 152V151H206ZM206 152H204V153H206ZM104 153V152H103ZM103 153H102V155L101 156H103ZM168 153H170V151H168ZM173 153V152H172ZM180 153V152H179ZM192 153V154H191ZM201 153H203V151L202 152H200V156L202 155V156H204L203 154H201ZM209 153H213L212 155L214 156V154L216 153V152H208V154ZM227 153V154H226ZM105 154V153H104ZM152 154H154L153 152H152ZM156 154V153H155ZM158 154V153H157ZM163 154V153H162ZM165 154H164V156H165ZM183 154V153H182ZM170 155V154H169ZM172 155L173 154H171V161L174 159H172ZM177 155V154H176ZM184 157L186 158V160L185 161H187L186 162V164H187V166H190V160H191V162H192V160H194V159H192V157H191V155H193V152H184ZM195 155H197L196 153H195ZM198 155H199V153H198ZM206 155V154H205ZM216 155V154H215ZM220 155V154H219ZM223 155V154H222ZM221 155V156H222ZM14 156H17V152H14ZM100 156V157H101ZM133 156V155H132ZM136 156V155H135ZM155 156V155H154ZM163 156V157H164ZM168 156V155H167ZM174 156H175V154H174ZM182 156V155H181ZM207 156V155H206ZM211 156V155H210ZM210 156H208V158H206V161L209 159V157ZM218 155H216V157H217ZM99 157V156H98ZM152 157H153V155H152ZM161 157V156H160ZM183 157V158H184ZM194 157H196L197 158V156H194ZM199 157V156H198ZM212 157V156H211ZM223 157V156H222ZM149 158V157H148ZM169 158V157H168ZM182 158V159H183ZM201 158H203V157H201ZM213 158V157H212ZM153 159V158H152ZM176 159H177V157H176ZM219 159H220V157H219ZM92 160V159H91ZM165 160V159H164ZM166 160H167V158H166ZM166 160H165V163H166ZM169 160H170V158H169ZM177 160H179V159H177ZM196 160V159H195ZM197 160H200V157L197 159ZM196 160V161H197ZM203 161L205 160V157H204V159H202ZM201 160V161H202ZM214 160H215V157H214ZM59 161V160H58ZM87 161V162H86ZM156 162H158L157 160H155ZM162 160H160V162H161ZM174 161H175V159H174ZM211 161H212V159H211ZM20 162H22V161H20ZM106 162V161H105ZM118 162V161H117ZM173 162V161H172ZM172 162H170V163H172ZM180 162V161H179ZM182 162H184L183 160H182ZM181 162V163H182ZM197 162H199V161H197ZM216 162V161H215ZM2 163V162H1ZM127 163V162H126ZM147 163V162H146ZM169 163V162H168ZM167 163V164H168ZM196 163V162H195ZM203 163H206L207 164V162H203ZM5 164V163H4ZM51 164V163H50ZM162 164H164V163H162ZM178 164V163H177ZM200 164H201V162H200ZM214 164H216V163H214ZM223 164V165H222ZM39 164L37 163V162H29V166H27L28 167V170H29V172L30 173H32L33 172V170L34 169H39L40 167L38 166ZM55 165V164H54ZM170 165V164H169ZM175 164H173V166H174ZM181 165V171H183V166H184V169H186V165H182V164H180ZM203 165V164H202ZM201 165V166H202ZM222 165V166H221ZM16 166V165H15ZM68 166V167H69ZM137 166V165H136ZM165 166H166V164H165ZM164 166V167H165ZM177 165H175L174 167H176ZM195 166H196V169H197V164L196 165H194V168H195ZM225 166H226V163H225ZM11 167V166H10ZM39 167V168H38ZM168 167V166H167ZM190 167H192V168H189V167H187V169H188V171L190 172V174L192 173V171H190V169H193V166H190ZM204 167V166H203ZM211 167V166H210ZM229 167V166H228ZM44 168V167H43ZM48 169L50 168V167H47ZM127 168H129L128 166H127ZM156 168V167H155ZM169 168V167H168ZM170 168H172V166L170 165ZM178 170L180 169V166L178 167H176ZM176 168H173V169H176ZM201 168V167H200ZM207 168V167H206ZM227 167H225L223 170H225V171H228V169L230 168H228V169H226ZM47 169V170H48ZM95 169H97V166H95V167H93L92 168V170H95ZM98 169H99V167H98ZM141 169V168H140ZM159 169V168H158ZM163 169V168H162ZM202 169V168H201ZM208 169V168H207ZM212 169V168H211ZM231 169V168H230ZM229 169V170H230ZM136 170V169H135ZM157 170V169H156ZM168 170H170V169H168ZM172 170V169H171ZM177 170V171H178ZM205 170V169H204ZM215 170H216V167H215ZM214 170V171H215ZM10 171H12V170H10ZM38 171V170H37ZM49 171V170H48ZM47 171V172H48ZM59 171V170H58ZM126 171V170H125ZM172 171H174V172H176V170H172ZM187 170H184V172H186ZM194 171V170H193ZM202 171V170H201ZM214 171H211V172H214ZM136 172V171H135ZM170 172V171H169ZM180 172V171H179ZM195 172V171H194ZM193 172V173H194ZM198 172V171H197ZM230 173H231V170L229 171ZM41 173V172H40ZM40 173H39V175H40ZM49 173V172H48ZM47 173V174H48ZM149 173V172H148ZM173 173V172H172ZM178 173V172H177ZM186 173H188V172H186ZM199 173V172H198ZM201 174L203 173V172H200ZM16 174H18L19 176L21 175V173H16ZM16 174H14V173H9V174H2V176H0V264H47V259H50V258H47V257H42V259L40 258V256H41V254H43V253H41L43 250L41 249V247H39L38 246V244H37V242H38V240L36 241L35 239L37 238V236H38V234H37V236L35 237V239H34V237H33V235L31 234V233H36V231L34 232H32V230H30L33 226H35L33 229H35V228H37L36 227V225H34V224H31L32 223V219H34L36 216H37V213L38 212H41V214H42V212H43V215H46L48 218H50V220L52 221H54L55 223H57L56 225H58L59 224V222H61V220H62V218L65 220V218L66 217H68L67 215H64L65 214V212H70V211H73V212H75L76 210H78L81 206V203L83 202V196L82 195H80L76 190H75V188L74 187H70V188H67V185H66V183L64 182V181H60L59 179H58V176L56 175V178H53V180H54V185H53V187H51V190L50 191H46L48 188V186H46V185H42V182L44 181H40V183L41 184H39V185H34V184H36V183H34L32 186V188H29V189H25L24 188V184H26V182L28 181V177H27V175L26 176H23V177H25V178H23L24 180L22 181V182H24V184H22L21 183V181L19 182V185H17L16 187H17V191L16 190H13V187L12 186H10V182L9 181H12L13 180V178H14V176L16 175ZM34 174V173H33ZM41 174H43V171H42V173ZM174 174V173H173ZM182 175H183V173H181ZM195 174V173H194ZM200 174V175H201ZM210 174V173H209ZM217 174H218V172H217ZM220 174V173H219ZM222 174V173H221ZM89 175V174H88ZM171 175V174H170ZM170 175H169V177H170ZM177 175V174H176ZM196 175H199V174H196ZM213 175V174H212ZM223 175V174H222ZM22 176V175H21ZM30 176V175H29ZM31 176H32V174H31ZM33 176H35V175H33ZM46 176V175H45ZM45 176H43V177H45ZM166 176V175H165ZM165 176H164V178H165ZM178 176V175H177ZM185 176V175H184ZM40 177V176H39ZM39 177H36L37 179H39ZM176 177V176H175ZM180 177V176H179ZM188 177V176H187ZM197 177H199V176H197ZM196 177V178H197ZM242 177V178H241ZM18 178V177H17ZM22 178V177H21ZM27 178V179H26ZM158 178V177H157ZM162 178V177H161ZM170 178H172V177H170ZM43 179V178H42ZM41 179V180H42ZM169 179V178H168ZM173 179H175V178H173ZM178 179V178H177ZM176 179V180H177ZM184 179V178H183ZM230 179V178H229ZM234 179V178H233ZM20 180V179H19ZM27 180V181H26ZM45 180L46 181H48L46 178H45ZM84 180V178H81V177H79L78 179H75V182L77 183V181L78 182H81V181H83ZM165 180H166V178H165ZM192 180V179H191ZM191 180H189V181H191ZM200 180V179H199ZM238 180H239V177H238ZM119 179H118V177L111 171V172H107V174L102 178V180H101V188H103L102 190H103V192L105 191V193L106 192H108V191H110V190H114V189H118L119 188ZM158 181V180H157ZM178 181V180H177ZM180 181V180H179ZM178 181V182H179ZM187 181V180H186ZM31 182H34V181H30V183ZM92 182V181H91ZM170 182V181H169ZM169 182H168V184H169ZM175 182V181H174ZM173 181H172V184L171 185H173V183H174ZM181 182V181H180ZM183 182V181H182ZM225 182V181H224ZM235 182H236V180H235ZM18 182H16V184H17ZM38 183V182H37ZM86 183V182H85ZM200 183V182H199ZM203 183V182H202ZM238 183V182H237ZM22 184V185H21ZM46 184V183H45ZM196 184V183H195ZM213 184V183H212ZM217 184V183H216ZM27 185H29V183H27ZM48 185V184H47ZM94 185V184H93ZM159 185V184H158ZM158 185H156V186H158ZM161 185H162V183H161ZM160 185V186H161ZM176 185V184H175ZM174 185V186H175ZM200 185V184H199ZM198 185V186H199ZM204 185V184H203ZM14 186V185H13ZM31 186V184L28 186V187H30ZM55 186V187H54ZM155 186V187H156ZM167 186V185H166ZM173 186V187H174ZM178 186V185H177ZM181 186H182V188L183 189H181V190H184V189H186V192H188V193H186L185 191H183V192H185L184 194L186 195H190V197H191V199L190 200H192V201H197V199L199 198H197L196 200H195V198H194V196L195 195H193L192 194V192H190V191H187L188 190V186L186 185V183H181ZM87 187V186H86ZM153 187H154V185H153ZM159 187V186H158ZM172 187V188H173ZM176 187V186H175ZM202 187V186H201ZM50 188V187H49ZM164 188V187H163ZM166 188V187H165ZM164 188V190H166ZM169 188V187H168ZM191 188V187H190ZM189 188V189H190ZM239 188H241V187H239ZM85 189V188H84ZM174 189V188H173ZM179 189V188H178ZM179 189V190H180ZM199 189V188H198ZM238 189V188H237ZM177 189H175V192L174 193H176L177 191H176ZM169 191H170V189H169ZM172 191V190H171ZM197 191V190H196ZM160 192H161V190H160ZM181 192V191H180ZM182 192V193H183ZM206 192V191H205ZM208 192V191H207ZM164 193V192H163ZM162 193V194H163ZM170 193V192H169ZM172 193H173V191H172ZM178 193V192H177ZM195 193V192H194ZM161 194V193H160ZM165 194V193H164ZM166 194H167V192H166ZM191 194L193 195V196H191ZM150 195V194H149ZM155 195V194H154ZM154 195L153 196H151L152 198L154 197ZM157 195V194H156ZM159 195V194H158ZM175 195V194H174ZM185 195H184V197H185ZM186 195V198H188V196ZM161 196H163V195H161ZM178 196H180V195H178ZM177 196V197H178ZM182 196V195H181ZM180 196V197H181ZM197 196V195H196ZM205 196V195H204ZM149 197V196H148ZM151 197H150V199H151ZM175 197H176V195H175ZM155 198V197H154ZM192 198H194V199H192ZM94 199V198H93ZM189 199V198H188ZM220 199V198H219ZM149 200V199H148ZM176 200V199H175ZM177 200H178V198H177ZM179 200H183L184 202L186 201V204H187V199L186 200H184V198H182V199H179ZM198 200H201V199H198ZM205 200V199H204ZM227 200V199H226ZM230 200H231V198H230ZM150 201V200H149ZM147 202L146 201V205H148L147 203H150V202ZM192 201H190L191 203H192ZM142 202V201H141ZM199 202V201H198ZM201 202V201H200ZM202 202H203V199H202ZM205 202L207 203L208 201H206L205 200ZM204 202V203H205ZM231 202H232V200H231ZM177 203H179L178 201H177ZM190 203V204H191ZM204 203H203V205H204ZM209 203V202H208ZM207 203V204H208ZM212 203V202H211ZM227 203V202H226ZM151 204V203H150ZM158 204V203H157ZM193 204V203H192ZM197 204H199V203H197ZM216 204V203H215ZM144 205V204H143ZM194 205V204H193ZM199 205H201V204H199ZM151 206V207H150ZM148 205V207H149V209L150 208H152V205ZM202 206V205H201ZM208 206V205H207ZM207 206H206V204H205V211L206 212H208L209 211V213H211V214H213L212 216L209 214V216H211V217H207L208 218V220H213V218H214V220H213V222H214V224L213 225H215V223L217 222V220L216 219H218V217L219 216H221V215H219L217 218H216V216L218 215V214H220L221 213V210H225V213H223L224 215H227L226 214V208L224 209H221V210H218L219 211V213H218V211L214 208V206L213 207H210L211 206V204L208 206V207H210V208H207ZM225 206V205H224ZM227 206V205H226ZM233 206V205H232ZM238 206V207H239ZM157 207H159V206H157ZM234 207V206H233ZM139 208V207H138ZM137 208V209H138ZM142 208V207H141ZM198 208V205H196V209ZM200 206H199V210H197V212L199 211L200 212V215L201 214H204V216H205V211L203 212V211H200ZM214 208L215 209V211L218 213H216L214 210H212V209ZM219 208V207H218ZM237 208V207H236ZM26 210L25 211V213L27 212V214H25V216L23 215L24 214V211L23 210ZM157 209V208H156ZM232 209V208H231ZM230 208L228 209V210H231ZM234 209V208H233ZM38 210V211H37ZM83 210H84V208H83ZM242 210V209H241ZM240 210V211H241ZM140 211V210H139ZM146 211V210H145ZM184 211V210H183ZM233 211V210H232ZM138 212V211H137ZM141 212H142V210H141ZM198 212V213H199ZM203 212V213H202ZM213 212H215L216 213V215H215V213H213ZM228 212V211H227ZM64 213V214H63ZM231 213V212H230ZM35 214H36V216H35ZM40 214V213H39ZM38 214V215H39ZM63 214V215H62ZM70 214V213H69ZM139 214L141 215V213L139 212ZM145 214V213H144ZM184 214V213H183ZM194 214H196V213H194ZM222 214V213H221ZM231 214H233V213H231ZM146 215H148V214H146ZM146 215H144V216H146ZM154 215H156V214H154ZM189 215V214H188ZM199 214H198V216H200ZM230 215V214H229ZM233 215H235V214H233ZM232 215V216H233ZM40 216H42V215H40ZM203 216V218H205L206 219V216H207V214H206V216L204 217ZM215 216V217H214ZM223 216V215H222ZM34 217V218H33ZM47 217H44V218H47ZM140 217V216H139ZM143 217V216H142ZM147 217V216H146ZM197 217V216H196ZM201 217H202V215H201ZM239 218H240V216H238ZM90 218H92V217H90ZM148 218H151V217H149V215H148ZM192 218H193V215H192ZM200 218V217H199ZM198 218V219H199ZM202 218V220H205V219H203ZM209 218H211V219H209ZM216 218V219H215ZM222 218V217H221ZM228 218H231V217H228ZM196 219V218H195ZM197 219V221H202L201 220V218L198 220ZM220 219V218H219ZM232 219H234V218H232ZM237 219V218H236ZM37 220H39V217H38V219ZM41 220V221H40ZM39 221V223H41L42 221H44L43 219H40ZM49 220V219H48ZM66 220H67V218H66ZM66 220H65V222H66ZM71 220V219H70ZM144 220H145V218H144ZM192 220V219H191ZM207 220V221H208ZM216 220V221H215ZM229 220H231V219H228V220H226V218H225V221L224 220H222V219H220V221H218L219 223H218V225L217 226H219V228L220 229H225L227 226H230V225H227L228 223H233V221L231 220V222L229 221ZM35 221H36V219H35ZM34 221V222H35ZM100 221V220H99ZM126 221V220H125ZM133 221V220H132ZM229 221V222H228ZM50 222V221H49ZM53 222V223H54ZM76 222H77V220H76ZM128 222H129V220H128ZM204 222V221H203ZM202 222V223H203ZM212 222V223H213ZM228 222V223H227ZM238 222V221H237ZM35 223H37V221L35 222ZM39 223H37V224H39ZM44 223V222H43ZM48 223V222H47ZM62 223L64 224V225H66L63 221H62ZM62 223H60L58 226H60ZM98 223H101V222H98ZM137 223V222H136ZM200 223V222H199ZM205 223V222H204ZM203 223V224H204ZM210 223V222H209ZM211 223V224H212ZM240 223V222H239ZM50 224V223H49ZM127 224V223H126ZM156 224V223H155ZM32 225V226H31ZM41 225H43L42 223H41ZM40 225V226H41ZM45 225H47L46 227H49L50 229H48V231L49 230H53V229H51V228H54L56 225L54 224V226L52 227V226H48V224H45ZM51 225H53V224H51ZM68 225V224H67ZM75 225V224H74ZM87 225V224H86ZM141 225H142V223H141ZM157 225V224H156ZM232 225H235V224H232ZM38 226V228H39V225H37ZM58 226H56L57 228H58ZM63 226V225H62ZM78 226H80V225H78ZM77 226V227H78ZM82 226V225H81ZM80 226V227H81ZM101 226L103 227V228H106V229H108V228H110L111 226L109 225V224H101ZM193 226V225H192ZM210 226V225H209ZM216 225H215V227H217ZM31 227V228H30ZM46 227H41V228H39L40 230H38L39 232L42 230L43 232L42 233H44V229H45V232L47 231L46 229ZM65 226H63V229H65L66 227H68V226H66L65 228H64ZM71 227H74V226H71ZM76 227V226H75ZM76 227V228H77ZM80 227H78L77 229H79ZM139 227H141L140 225H139ZM144 227V226H143ZM197 227V226H196ZM238 227V228H237ZM30 228V229H29ZM76 228H74V232H76L75 231V229ZM228 228V227H227ZM226 228V229H227ZM235 228H237V229H235ZM70 229V231L72 230L71 228H69L68 227V230ZM213 229V228H212ZM217 229V228H216ZM220 229H217V230H220ZM225 229V230H226ZM260 229V230H259ZM58 230H60V231H62V229H59L58 228ZM84 230V229H83ZM163 230V229H162ZM53 231H55V230H53ZM56 231H57V229H56ZM59 231V232H60ZM65 231V230H64ZM135 231V230H134ZM246 231H251V232H246ZM38 232V233H39ZM68 231H67V228H66V233H67ZM72 232V231H71ZM71 232L70 233H68L69 235H71V236H74V234H76V233H78L79 232V230L76 232V233H72L71 234ZM164 232V231H163ZM207 232H208V230H207ZM220 233H221V235H220V238L222 237V231L220 230L219 231ZM226 232H227V230H226ZM248 233V234H245V233ZM49 234H50V232H48ZM66 233H65V235H66ZM81 233V232H80ZM80 233H78V235L80 234ZM136 233H137V231H136ZM45 234V233H44ZM51 234H52V232H51ZM55 236L57 235V232L56 233H53ZM82 234H83V236H86V235H84V232H82ZM167 234V233H166ZM223 234H225L224 233V231H223ZM231 234V235H230ZM251 235V237H250V235ZM65 236L66 238L68 237V238H71V240H72V237L71 236ZM212 235V234H211ZM53 236V235H52ZM138 237V240L141 242V243H147L148 242V246L146 247V249L145 250H142V246H140V248L141 249H139V250H142L141 252L139 251L138 253H136L137 255V257H140V258H142V259H145V258H149L148 256L152 253L153 254V252L154 253H156V250H158V251H160V245L158 246L157 244H159V242L157 243V242H154V243H157V244H154V243H151L152 242V240L153 239H155V238H152V234L151 233H149V232H142V233H139L138 235H137ZM224 236V235H223ZM232 236H231V238H232ZM234 236V237H235ZM239 236H236L234 239H238V237ZM246 236L244 237V238H242L243 240L245 239V242L246 241H248V244H246V243H244L243 241V243L244 244H246L245 245V247H244V244H241V245H243V246H241L240 244H238V243H240V241H239V239L237 240L238 242L236 243V244H234V240L233 239H229V243H230V241L232 242V240L234 241L233 243H230V244H234V246H232L233 248H230V246H228V245H230V244H228L227 245V243L228 242H226V240L228 241V237H227V239H225V240H223V243H224V245L222 246L221 244V246H219V247H222V248H224L225 250H226V247H227V249L229 248L231 251V255H230V253H229V255H227V254H225L226 253V251L225 250H223L222 248H220V249H222V251H225V253L224 252H222L219 248H217L216 246V248L219 250H217L216 248H214V249H216V252H220V253H222L223 255L221 256V254L220 253H218V254H220V255H218L219 257L221 256L222 258L221 259H219L218 258V261L219 260H221V262H222V264H226L225 262V259L224 258H226V256L227 257H230V260L234 263V262H237V260H238V258H237V260L236 261H234L233 260V257H232V251L233 250H235L234 248H236V250L238 251V253H240L239 255H238V253H237V251H236V253H235V255L237 256L238 255V257L240 256V255H242L243 256V252H244V260H243V257H242V260L240 259V261H239V263L238 264H240V262H243V263H241V264H264V259L263 260H261L263 257H264V252L262 253L263 254V257H262V255H260V253L258 254V256H256V255H254V254H257L258 252H256V253H253L252 252V250H253V248H250V247H248V248H246V246L247 245H250L251 247H252V245L250 244L251 243V241L249 242V240H246ZM64 237V238H65ZM75 237V236H74ZM77 237H79V236H77ZM77 237H75L74 238V240L73 241H75L76 242V240L78 239ZM92 237V236H91ZM164 237V236H163ZM252 237V238H253ZM68 238H67V240H68ZM80 238V237H79ZM81 238H83V237H81ZM86 238V237H85ZM166 238V237H165ZM217 238V237H216ZM215 238V239H216ZM251 238V239H252ZM213 239V238H212ZM222 239V238H221ZM224 239V238H223ZM241 239V240H242ZM44 240V239H43ZM82 240V239H81ZM86 240H88V239H86ZM201 240H203V239H201ZM210 240V239H209ZM214 240V239H213ZM252 240V241H253ZM79 241V240H78ZM88 241H90V240H88ZM122 241V240H121ZM135 241H137V240H135ZM151 241V242H150ZM207 241V240H206ZM217 241V240H216ZM226 242V247H225V242ZM253 241V242H254ZM258 241H259V244H258ZM40 242V241H39ZM70 242H72V241H70ZM91 242H92V240H91ZM123 242H125V241H123ZM175 242V241H174ZM222 242V241H221ZM60 243H62V244H60V245H63V243L64 242H60ZM66 243V242H65ZM64 243V244H65ZM72 243H74V242H72ZM86 243V242H85ZM122 243V242H121ZM121 243H118V247L119 248H121V249H125L126 250V248L128 249V247H126V246H128L127 244H123L122 243V245H124L123 247H126V248H123L122 247V245H120ZM137 243V242H136ZM170 243V242H169ZM204 243V242H203ZM222 243V244H223ZM67 244V243H66ZM70 244V243H69ZM217 244V243H216ZM219 244V243H218ZM217 244V245H218ZM254 244V243H253ZM77 245V244H76ZM76 245H75V248L76 249H78L77 247H76ZM88 245H90V244H88ZM93 245V244H92ZM126 245V246H125ZM131 245V248L134 246H132V244H130ZM137 245H138V243H137ZM143 245V244H142ZM145 245V244H144ZM147 245V244H146ZM145 245V246H146ZM174 246H178V245H176V244H173ZM209 245V244H208ZM145 246H144V248H145ZM213 246V245H212ZM236 246V247H235ZM69 247V246H68ZM80 247H81V244H80ZM83 247V246H82ZM81 247V248H82ZM87 247V246H86ZM135 247V246H134ZM139 247V246H138ZM170 247V246H169ZM208 247V246H207ZM257 247V248H256ZM44 248V247H43ZM60 248H62L61 246H60ZM72 248H74V245H73V247ZM85 248V247H84ZM101 248V247H100ZM130 248V247H129ZM130 248V249H131ZM166 248V247H165ZM164 248V249H165ZM168 248V247H167ZM177 248V247H176ZM181 248V247H180ZM28 251H27V250ZM68 249V248H67ZM83 249V248H82ZM93 249H94V246H93ZM92 249V250H93ZM134 249V248H133ZM132 249V250H133ZM163 249V250H164ZM183 249V248H182ZM184 249H185V247H184ZM229 249L227 250L228 252H229ZM233 249V250H232ZM246 249L247 250H250V252L252 253V255H251V253L248 251L247 253L248 254H246ZM32 250H33V252H35V259H36V262H34L35 260H31L30 258L28 259V257H30V255L32 256V255H34V253H31L32 252ZM86 250V249H85ZM84 250V251H85ZM211 250H213L212 248H211ZM254 250V251H255ZM259 250V249H258ZM83 251V252H84ZM87 251H89V250H87ZM112 251H113V249H112ZM127 251V250H126ZM136 251H137V249H136ZM164 251H166V250H164ZM163 251V252H164ZM174 251V250H173ZM175 251H176V249H175ZM209 251V250H208ZM259 251V252H260ZM76 252V251H75ZM81 252H82V250H81ZM94 252V251H93ZM133 252H135V249H134V251H131V255L133 254ZM162 252V253H163ZM171 252V251H170ZM215 252V251H214ZM227 252V253H228ZM241 252H242V254H241ZM51 253V252H50ZM89 253V252H88ZM91 253H92V251H91ZM115 253H117V251L115 252ZM129 253H130V251H129ZM188 253V252H187ZM234 253V252H233ZM74 254V253H73ZM77 254V253H76ZM84 254V253H83ZM90 254V253H89ZM106 254H110L109 252L108 253H106V252H103L102 254H100V256L103 258V256L104 255H106ZM119 254V253H118ZM167 254H168V251H167ZM173 254V253H172ZM71 255V254H70ZM85 255V254H84ZM86 255H87V253H86ZM85 255V256H86ZM133 255H135V254H133ZM154 255H156V254H154ZM164 255V254H163ZM184 255V254H183ZM225 255V256H224ZM259 255H260V257L261 258H259ZM84 256V257H85ZM151 256V255H150ZM160 256V253L158 254V256H156V257H154L153 256V258L154 259H156V260H159V259H161L162 257H160L159 259L157 258V257H159ZM165 256V255H164ZM170 256H171V254H170ZM173 256V255H172ZM217 256V257H218ZM224 256V257H223ZM83 257V258H84ZM100 257V258H101ZM82 258V259H83ZM152 258V257H151ZM180 258V257H179ZM85 259V258H84ZM128 259V258H127ZM187 259V258H186ZM224 259V262L222 261ZM129 260V259H128ZM155 260V261H156ZM169 260V259H168ZM172 260V259H171ZM188 260V259H187ZM227 260V259H226ZM118 261V260H117ZM133 261V260H132ZM135 261H137V260H135ZM134 261V263L136 264V263H138V264H140L138 261L137 262H135ZM139 261H141V259L139 260ZM160 261V260H159ZM161 261H162V259H161ZM160 261V262H161ZM174 261V260H173ZM228 261V260H227ZM115 262V261H114ZM124 261H122V263H123ZM144 262L145 261H143V263H141V264H144ZM175 262V261H174ZM90 263V262H89ZM98 263V262H97ZM130 263H132V262H130ZM159 263V262H158ZM157 262H156V264H158ZM177 263H179L178 262V260H177ZM219 263V262H218ZM233 263H230V261H228V264H233ZM57 264V263H56ZM91 264V263H90ZM124 264H127L126 262L124 263ZM133 264V263H132ZM153 264V263H152ZM168 264H169V262H168ZM184 264V263H183ZM221 264V263H220Z\"/></svg>", "mask_w": 264, "mask_h": 264}, {"label": "clouds", "instance_id": "obj_3", "mask_svg": "<svg viewBox=\"0 0 264 264\" xmlns=\"http://www.w3.org/2000/svg\"><path fill=\"white\" fill-rule=\"evenodd\" d=\"M12 0H0V38L23 33L18 13L11 8Z\"/></svg>", "mask_w": 264, "mask_h": 264}]
</instances>
